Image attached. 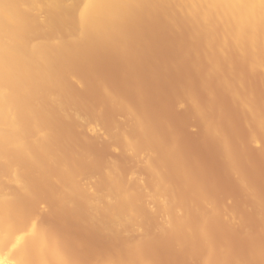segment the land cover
I'll return each instance as SVG.
<instances>
[{
  "label": "rangeland",
  "instance_id": "rangeland-1",
  "mask_svg": "<svg viewBox=\"0 0 264 264\" xmlns=\"http://www.w3.org/2000/svg\"><path fill=\"white\" fill-rule=\"evenodd\" d=\"M187 14V13H186ZM190 13H188L187 15H189ZM162 20V19H161ZM180 21V20H179ZM54 22L56 23V21L54 20ZM53 22V23H54ZM55 23L53 24V26H54V28H56V30H57V25H55ZM57 24V23H56ZM154 24V23H153ZM153 24H149V25H147L148 26V29H147V26L145 27V30H146V32H147V30H148V34L147 33H144V36H142V39L143 40H145V44L144 43H138L139 41L136 39V36L135 35H133V36H131V37H128V38H125V40L123 39V42L125 43H123V45H124V47H123V51H125L126 52V56H128V57H125V59L123 58L122 59V57H118V58H116V59H111V60H107V54H108V52L106 51V50H103V51H100L98 54H90L89 56H87V58H86V60H85V58H84V60L83 61H85V63L82 61V60H79L80 62V67H79V63H78V65H77V63H75V65H74V67H75V69H74V71H75V73L77 72V70H79L80 72H77L76 74H77V76L79 77V80L81 81V85H82V87L80 86H78L76 83H71V84H69V83H65V81H62L61 83V86H60V88H61V90H59L60 91V93H61V96H63V94H64V96L65 95H69V98L71 97V99L69 100V104H73V105H76V106H79V112L81 113V115H82V118L85 116H87V119H90V121H97V124L99 125V126H97V128H99V131L97 130V129H95V130H97L98 131V133H90L89 131H90V129H86L85 128V126H83V125H78L77 124V121H76V119L74 118V117H72V116H70L69 117V121L68 120H66L65 118H62V117H64V115H62L63 113L61 112V114H60V112L58 111V109L55 111V109L53 108V112L52 111H50L49 110V108H50V106H49V104H45V107H47V109H48V112L50 111V113L51 114H49V116H45L44 118H47V119H50V121L49 120H47V119H44L43 117L41 118H38L39 116H44L45 114H44V112H45V110L44 109H46V108H42V112H38V110H37V113L39 114V116H37L36 118H38V120L39 119H41V122L44 124V127H50V129H49V127L47 128V130L49 131L48 132V136H49V133H52V132H57V133H55V134H50V137H48L47 139L48 140H46V145H45V147H46V149H45V151L47 150V152H49V159L48 158H44V159H42L41 158V161H37L36 162V164L34 163L33 164V161H32V164L31 165H33V166H28V165H30L29 163V161H26L25 162V160H22V158L20 157V155L19 154H16V153H13L14 151L13 150H11V151H9V150H7V153H9L10 155H14V157L15 156H17V155H19L17 158H15L16 160H14V157H13V162H15V163H20L19 164V166H18V164H17V166L18 167H20V168H22V171H24V172H22L23 174L21 175V177L23 178V180L25 181L26 180V186H28L29 184L33 187V188H35L33 191H32V188L29 186L28 187V189L30 190V193L29 192H27V190L25 191V189H27V187L22 191V192H25V194H22L21 193V195L23 196V197H21L20 196V193H19V191H16L15 189H12V192L13 191H16L18 194H19V197H20V199H23L24 197H26V195L28 196V197H26V198H24L23 200H21V201H18V202H20L19 203V205H18V207H19V209H20V211L19 212H24V210L26 211L25 212V214H23L22 212L20 213V217L22 218H24V219H26V217H27V215L26 214H28L29 213V210H31V212H32V215H31V213H29L31 216H33V215H35V217L38 215V216H40L41 215V217H36V221H37V223H38V221L39 220H42L43 219V222L42 221H39V223H43L45 226H43V224H39V225H41L42 227H40V228H43V229H47L48 227H49V230L51 229V230H53V231H44L46 234L48 233V234H52V236L54 235L56 238L54 239V236H53V239H54V241L56 242L57 241V239H58V241H57V247L59 248V250L60 251H62L61 253H64V256L65 257H67V259L69 260V264H72L73 262L72 261H70V260H72V259H74V257H75V263L76 264H85V262L87 263V264H92V262H93V264H96V262H99V260H100V262H99V264H106V263H108V264H110V259L109 258H111L113 261L111 262V264H124V262H126L127 261V263H125V264H133V261H134V264H137V263H139V264H141L142 263V259H144V258H147V259H144V261H146L145 263H148V264H150V262L152 261V263L151 264H203L202 262H204L202 259H205L206 257H210V259H211V256L212 257H215L214 258V260L212 259V261H209L210 259L209 258H207L206 260H205V262L204 263H206L207 261L208 262H210V264H211V262H214V263H212V264H215L216 263V261L219 263V264H225L224 262H226L227 264H239V262H240V264H264V221H263V211H264V205H263V203H262V199H263V201H264V132H262V131H260V133H259V130L257 129L258 127H256V126H259V124H256V123H261L262 122V120H263V122L262 123H264V52L263 53H260V52H257V55L259 56H255L256 55V52H253L252 50H249L250 52H252L253 54H251L249 51H246L247 52V54L245 53V52H242L244 55H245V60H241V59H238L237 58V56L234 54V53H231L230 51H229V60H227L228 59V57L226 58V57H222V56H218L217 58H216V62H214L213 64H214V66H213V69H211L210 67V65L208 64H206V67H204L203 65H205L204 63H203V58L204 57H200V56H202V55H200V54H202V50L200 49V47H195L194 49H193V51L192 50H188L187 52L186 51H184V49L183 48H181L179 45H181L183 42H185V40L187 39L186 37H189V36H187V34H186V32L182 29V28H184L185 26H184V22H182L181 21V25H180V30H178V31H176V32H174L173 34H167L166 32H165V30H164V25L163 26H161V27H159V29L157 28V29H155L156 27H154V25ZM62 25V24H61ZM58 26H59V23H58ZM150 27V28H149ZM151 27H153V28H151ZM60 29V28H59ZM59 29L57 30V33H59V35L58 36H60V34H61V36L60 37H64L65 36V34H63V32H61V31H59ZM152 29L154 30H157L156 32H155V30L153 31L154 32V34H155V36L157 37H155V36H151L152 35ZM162 31H161V30ZM182 29V30H181ZM62 30V29H61ZM159 31V32H158ZM152 32V33H151ZM160 34H158V33ZM182 32V33H181ZM65 33V32H64ZM151 33V34H150ZM147 34V35H146ZM150 34V35H149ZM157 34V35H156ZM178 34V35H177ZM185 34V35H184ZM182 35V36H181ZM160 36H161V38H160ZM167 36V37H166ZM181 36V37H180ZM45 38L46 37V34L43 36V35H41V37H39V38ZM47 37H48V35H47ZM149 37L151 38V39H149ZM183 37V38H182ZM65 38V37H64ZM63 38V42L65 43V39ZM154 38V39H153ZM49 39V38H48ZM182 39H183V41H182ZM50 40V39H49ZM132 40H133V42H132ZM137 41V42H135V41ZM152 40V41H151ZM67 41V40H66ZM149 41H150V43H149ZM180 41H182V42H180ZM134 42L136 43V44H134ZM179 42V43H178ZM66 43H69V42H66ZM66 43H65V45L64 44H62L61 46H65V48L64 47H61V49H66ZM137 43H138V45H139V47H138V45H137ZM149 43V44H148ZM152 43H155V44H152ZM157 43V44H156ZM78 44H80V46L78 45ZM77 45L79 46V48L81 47V42L80 43H78ZM132 44H133V46H132ZM142 44V45H141ZM152 44V45H151ZM76 44H70V46H72V47H69V45H68V47L70 48V49H67V51H70L71 49L73 50V47H75V48H77L78 49V46H77ZM136 46H137V48L139 49H135L136 48ZM141 46V47H140ZM146 46V47H145ZM150 47V49H149V47ZM143 47V48H142ZM104 48V47H103ZM181 48V49H180ZM57 50V51H55L53 48L51 49V51L49 52V56L51 55V53L53 54L54 53V51L56 52V53H54V55H51L52 57H48V59L49 60H51L52 62H53V60L55 61L54 62V64H55V67H54V64H52V63H50L51 61H49L48 60V62H49V64L51 65V66H49V67H51V76L52 77H55L54 75L56 74V76L57 77H55L54 78V80L55 79H57L58 81H59V78L61 79V77H63L64 78V76L65 75H63V73H61L63 70V68H65V65H63V63H60L59 65L60 66H58V64L56 65V63L57 62H61L62 61V58H63V56L65 57V54L64 53H66V51L64 50V53H61V52H63V50ZM105 49V48H104ZM127 49V50H126ZM152 49V50H151ZM174 49H175V51H174ZM180 51H179V50ZM198 50V52H197V50ZM129 50V51H128ZM141 50V51H140ZM147 50V51H146ZM59 51V52H58ZM73 51H77L76 49L75 50H73ZM73 51H71L70 52V54L73 52ZM170 51V52H169ZM173 51V52H172ZM192 51V52H191ZM196 51V52H195ZM59 53V55H58V53ZM103 52V53H102ZM148 52V53H147ZM150 52V53H149ZM154 52V53H153ZM128 53V54H127ZM138 53V54H137ZM255 53V54H254ZM61 54H63V56L61 55ZM73 54H74V52H73ZM73 54H71V56L73 55ZM135 54H136V56H135ZM156 54V55H155ZM158 54V55H157ZM194 54H195V56H194ZM261 54V55H260ZM56 55V56H55ZM96 55V56H95ZM98 55V56H97ZM101 55V56H100ZM149 55V56H148ZM165 55V56H164ZM172 55H173V57H172ZM204 55V54H203ZM55 56V57H54ZM58 56H60V58L58 57ZM94 56V57H93ZM160 56V57H159ZM182 56H184V57H182ZM253 56L255 57V60L257 61V59H259V61L257 62V63H255V61H254V58H253ZM260 56H262V57H260ZM57 57V58H56ZM134 57V58H133ZM140 57V58H139ZM193 57V58H192ZM231 57H232V62L233 63H230L231 61ZM234 57V58H233ZM256 57H258L257 59H256ZM55 58V59H54ZM89 58H91V59H89ZM101 58V59H100ZM103 58V59H102ZM157 58V60H155ZM163 58V59H162ZM186 58V59H185ZM262 58V59H261ZM137 59H138V61H137ZM141 59V60H140ZM145 61H144V60ZM183 59V60H182ZM184 59H185V61H184ZM192 59V60H191ZM196 59V60H195ZM198 59V60H197ZM199 59H201V61L199 60ZM221 59H222V61H221ZM233 59H234V61H233ZM58 60V61H57ZM88 60H89V62H88ZM91 60V61H90ZM129 60V61H128ZM136 62H135V61ZM195 60V61H194ZM95 61V62H94ZM98 61H99V63H98ZM103 61V62H102ZM113 61V62H112ZM162 61H164L163 63H162ZM217 61H220V63L219 62H217ZM238 61V63H236ZM263 61V62H262ZM86 62L88 63V64H86ZM146 62V63H145ZM204 62H206L205 61V59H204ZM225 62V64H221V63H224ZM228 62H229V64H228ZM234 62H235V64H234ZM262 62V63H261ZM114 63V64H113ZM120 63V64H119ZM195 63V64H194ZM200 63V64H199ZM240 63V64H239ZM89 64H91V66L89 65ZM165 64H167V65H165ZM169 64V65H168ZM203 64V65H202ZM218 64H221V65H223V66H221V65H218ZM226 64H227V66H226ZM256 64H258L259 66H257ZM63 65V66H62ZM84 65V66H83ZM88 65V66H87ZM135 65V66H134ZM142 65V66H141ZM149 65V66H148ZM177 65V66H176ZM180 65H181V68H180ZM191 65H192V67H191ZM198 65V66H197ZM218 65V66H217ZM224 65L226 66V70L224 71V69H225V67H224ZM97 66H101V68H99V67H97ZM103 66V67H102ZM126 66V67H125ZM130 67V72H128L127 74H125V71H126V68L127 67ZM166 66V67H165ZM177 68H176V67ZM186 66V67H185ZM200 66V67H199ZM236 66V67H235ZM57 67H59V68H57ZM87 67H88V69H87ZM132 67V68H131ZM139 67H142V68H139ZM156 67V68H155ZM169 67H171V69L169 68ZM199 68V69H197V68ZM215 67H216V69H215ZM221 67V68H220ZM222 67H223V69H222ZM233 67H234V69H233ZM52 68H53V70L55 71V73L54 72H52ZM56 68V69H55ZM60 68H61V70H60ZM93 68V69H92ZM97 68V69H96ZM203 68H204V70H203ZM206 68V69H205ZM57 69H59V71H61V72H56V70ZM66 69V68H65ZM64 69V71L66 72V70ZM91 69V70H90ZM110 69V70H109ZM162 69V70H161ZM189 69V70H188ZM194 69V70H193ZM86 70V71H85ZM88 70V71H87ZM92 70H94V72L92 71ZM165 70V71H164ZM178 70H180V71H178ZM192 70H193V72H192ZM202 72H201V71ZM219 70V72H217ZM234 70V71H233ZM255 70V71H254ZM58 71V70H57ZM97 71V72H96ZM210 71V72H209ZM155 72V73H154ZM173 72H175L176 73V75H175V73H173ZM181 73V75H180V73ZM188 72V73H187ZM203 72H205V73H203ZM225 72H228L227 73V75L225 76ZM78 73H79V75H78ZM87 73V74H86ZM124 73V74H123ZM132 73V74H131ZM158 73V74H157ZM179 73V74H178ZM190 73H191V75H190ZM201 73V74H200ZM214 73V74H213ZM225 73V74H224ZM122 74V75H121ZM152 74V75H151ZM217 74V75H216ZM220 74H221V76H220ZM63 75V76H62ZM81 75V76H80ZM158 75V76H157ZM189 75V76H188ZM202 75V76H201ZM204 75V76H203ZM219 75V76H218ZM95 76V77H94ZM123 76V77H122ZM182 76V77H181ZM228 76V77H227ZM115 77V78H114ZM170 77V78H169ZM189 77H191L190 79H191V81L189 80ZM207 77H208V79H207ZM229 77L231 78H233V77H235V79H239V80H241V78H242V80L244 81V83H245V86L242 84V85H240L241 87H239V86H237V87H232L231 85H228V84H223V83H221L220 81H231V79H229ZM165 78V79H164ZM178 78V79H177ZM182 78V79H181ZM101 79V80H100ZM121 79V80H120ZM175 79V80H174ZM199 79V80H198ZM211 79L213 80V81H211ZM215 79V80H214ZM218 79V80H217ZM179 80V81H178ZM206 80H208V81H206ZM56 81V80H55ZM91 81V82H90ZM135 81V82H134ZM164 81H165V83H164ZM171 81V82H170ZM177 81V82H176ZM204 81V82H203ZM37 82L38 81H36V83L35 82H33L31 85H28L29 86V91L27 90V93L29 92V96L32 98V96H34V94L32 95V92L33 93H35L36 95V97H38L37 95L40 93V94H42L43 92H44V90L46 89V88H44V87H46V85L43 87V89L41 90V89H37L36 87H35V85H37ZM96 82H98V83H96ZM104 82V83H103ZM181 82V83H180ZM206 82V83H205ZM209 82V83H208ZM210 82H212V83H210ZM101 83H103L104 85H105V87H108L107 88V90L108 91H110V93L111 94H114L115 96H119V97H121L124 101H125V103L127 104V105H129V106H131V108L132 109H134L135 111H137L138 113H139V116H138V118H139V121H141L142 122V125H141V128L140 127H138V126H136L133 122H132V120L127 116V114H126V112L124 111V110H120V109H118V108H116V107H113V106H110L108 103H107V101H106V99L104 98V96L102 95V93H101V89H99L98 88V84H101ZM139 83V84H138ZM178 83V84H177ZM186 83V84H185ZM209 85H208V84ZM215 83V84H214ZM29 84V83H28ZM35 84V85H34ZM190 84V85H189ZM210 84H211V86H210ZM212 84H214V85H212ZM163 85V86H162ZM183 85V86H182ZM35 87V89L32 91V89ZM38 86H39V82H38ZM48 86V85H47ZM66 86V89L64 88ZM175 86V87H174ZM188 86V87H187ZM214 86V87H213ZM243 86V87H242ZM62 87H63V89H62ZM69 87V88H68ZM111 87V88H110ZM115 87V88H114ZM203 87H205V88H203ZM218 87V88H217ZM230 87V88H229ZM240 88V90H239V88ZM28 88V87H27ZM75 88V89H74ZM113 88V89H112ZM160 88V89H159ZM162 88V89H161ZM175 88V89H174ZM215 88L217 89V90H215ZM232 88V89H231ZM239 90V91H243V92H239V91H237V89ZM241 88H242V90H241ZM36 89H37V91H36ZM48 89H49V91H48ZM54 89H56V88H54ZM72 89V90H71ZM80 89V90H79ZM138 89V90H137ZM152 89V90H151ZM159 89V90H158ZM189 89V91H187ZM202 91H200V90ZM206 89V90H205ZM219 89V90H218ZM235 89H236V91L238 92V94L235 92V93H233L234 91H235ZM26 90H24L25 92L24 93H26ZM50 90L52 91L53 89H51V87L49 88V87H47V90H46V94L49 92V93H52V92H50ZM63 90H65V91H63ZM78 92H77V91ZM136 90V91H135ZM149 90V91H148ZM155 90V91H154ZM195 90V91H194ZM225 90V91H224ZM233 92H232V91ZM245 90V91H244ZM39 91H41V92H39ZM48 91V92H47ZM71 91H73V92H71ZM80 91V92H79ZM82 91V92H81ZM112 91V92H111ZM139 91V92H138ZM151 91V92H150ZM168 91V92H167ZM171 91V92H170ZM181 92V94H180V98L178 97V98H176L175 96H174V92ZM218 91V92H217ZM38 92V93H37ZM53 92H56V90H54ZM68 92H69V94H68ZM91 92V93H90ZM118 94H117V93ZM154 92V93H153ZM190 92V93H189ZM199 92V93H198ZM201 92V93H200ZM213 92H215V93H213ZM224 92V93H223ZM226 92V93H225ZM250 92V93H249ZM23 93V94H24ZM44 93V95L46 96V94ZM71 93V94H70ZM82 93V94H81ZM189 95H188V94ZM233 93V94H232ZM239 93H240V95H242L243 96V99L244 98H246V97H248V99H247V101H246V99L243 101L242 100V97L239 95ZM39 94V98H45L46 99V97H44V95H40ZM85 94V95H84ZM90 94V95H89ZM100 94V95H99ZM154 94V95H153ZM167 94V95H166ZM168 94H170V96H173V97H169V95ZM172 94V95H171ZM190 94H192L193 96H191ZM197 94V95H196ZM208 94V95H207ZM214 94H217V95H214ZM228 94H230V96L228 95ZM237 94V95H236ZM244 94V95H243ZM246 94V95H245ZM27 94L25 95L26 97L28 96ZM47 95H49V94H47ZM75 95V96H74ZM122 95V96H121ZM139 95V96H138ZM141 95V96H140ZM155 95H156V97H155ZM206 95V96H205ZM213 95V96H212ZM226 95V96H225ZM228 95V96H227ZM239 95V96H238ZM248 95H251V97L249 98V96ZM254 97H253V96ZM29 96H28V98H29ZM34 96V97H35ZM42 96V97H41ZM79 96V97H78ZM128 96V97H127ZM138 96V97H137ZM152 96V97H151ZM187 96H189V97H192V98H187ZM245 96V97H244ZM74 97V98H73ZM75 97H77L76 98V100H75ZM164 97V98H163ZM184 97V98H183ZM193 97H194V101H195V99H198V101L196 100L195 102L192 100L193 99ZM197 97V98H196ZM213 97V98H212ZM215 97L217 98V100L215 99ZM256 97V98H255ZM30 98V99H31ZM89 98V99H88ZM92 98V99H91ZM129 98V99H128ZM132 98V99H131ZM167 98H169V99H171L170 101H169V99H168V102L169 103H167ZM172 98H173V101H172ZM188 99V100H186V99ZM205 98V99H204ZM207 98V99H206ZM228 98V99H227ZM230 98H232L233 100H231ZM241 98V99H240ZM252 98H253V100H252ZM24 99L26 100V98L24 97ZM24 99H23V101H24ZM75 101H74V100ZM83 99H84V101H83ZM178 99V100H177ZM183 99V100H182ZM212 99V100H211ZM250 99V100H249ZM254 99H256V100H254ZM49 99H47V101H48ZM68 100V99H67ZM66 100V101H67ZM71 100H73L74 102H76V103H73ZM80 100L82 101V102H80ZM91 100V101H90ZM163 100H164V103H163ZM216 100V101H215ZM250 102H249V101ZM252 100V101H251ZM78 101V102H77ZM94 101V102H93ZM100 101V102H99ZM151 102V105H150V102ZM153 101V102H152ZM174 103L173 105H174V107H172L171 105H172V102ZM182 101V102H181ZM187 101V102H186ZM191 101V102H190ZM199 101H200V103H199ZM204 101V102H203ZM235 101V102H234ZM25 102V101H24ZM27 102H28V99H27ZM26 102V103H27ZM84 102V105H82V103ZM148 102V103H147ZM171 102V103H170ZM179 102H180V105H179ZM195 103V105L194 106H196V107H194L193 106V104L192 103ZM208 102L210 103V105L208 104ZM219 102V103H218ZM240 102V103H239ZM255 102V103H254ZM26 103H24L25 104V106H26V108L25 109H28L27 107L29 106L30 107V105H28V104H26ZM68 103H66L67 105H68ZM87 103V104H86ZM97 103V104H96ZM132 103V104H131ZM155 103H156V105H155ZM157 103H159L158 104V111H157ZM167 103V104H166ZM204 103V104H203ZM215 103H217V104H215ZM240 105H238V104ZM250 103H251V105H250ZM79 104V105H78ZM96 104V105H95ZM169 104H171L170 106H169ZM178 104V105H177ZM189 104H190V106H189ZM201 104H203L202 106H201ZM206 104V105H205ZM213 104V105H212ZM216 106H218V110L219 111H224V113L226 112V116H222V114H224L222 111L221 112H219V111H216V112H218V113H216L215 112V105ZM219 104V105H218ZM220 104H221V106H220ZM252 104L253 105H255V106H253V107H251L252 106ZM258 104V105H257ZM40 106H38L39 107V109H40V107H41V103L39 104ZM42 105H44V104H42ZM163 105V106H162ZM168 105V106H167ZM183 105H186V106H189V108L188 107H186V106H183ZM244 105V106H243ZM249 105H250V107H249ZM85 106V107H84ZM87 106V107H86ZM90 106V107H89ZM96 106V107H95ZM153 106H155V108L153 107ZM162 107L161 108V111H160V108L159 107ZM164 106H166V107H164ZM178 106H180L181 107V109H180V112H179V110H178ZM197 106L199 107L198 109H197ZM208 106H210V107H208ZM221 108H220V107ZM239 106V108H237ZM243 107V109H242V107ZM44 107V106H43ZM138 107V108H137ZM141 107V108H140ZM178 107V108H177ZM190 107H191V109H190ZM204 108V110H206L207 112H205L204 111V113H203V111L202 110H200V109H203ZM206 107H208V108H210V110L211 111H209V109L208 108H206ZM247 107H249V108H247ZM255 107H256V109H255ZM34 108V107H33ZM97 108H98V110H100V113H99V111L97 110ZM136 108V109H135ZM150 108V109H149ZM152 108V109H151ZM168 108H171V110L170 109H168V111H167V109ZM214 110H212V109ZM241 108V109H240ZM253 108V109H252ZM261 108V109H260ZM35 109H37V108H35ZM34 109V110H35ZM83 111H82V110ZM141 111H140V110ZM144 111H143V110ZM174 109V110H173ZM188 109V110H187ZM193 109H195V111L193 110ZM197 109V110H196ZM225 109V110H224ZM227 109V110H226ZM239 109V110H238ZM244 109H245V111H244ZM256 110V111H252V110ZM93 111V112H91V111ZM119 110V111H118ZM150 110V111H149ZM170 110V111H169ZM200 110V111H199ZM217 110V109H216ZM250 110V111H249ZM36 111V110H35ZM150 113H149V112ZM151 111H154V112H151ZM198 111V112H197ZM202 111V114H205V118H206V121H205V123L206 122H209V124L211 123V121H212V125L213 124H215V127H214V125L213 126H207V125H209L208 123H207V125L206 124H204L203 125V121H204V115H200L199 113ZM248 111V112H247ZM25 112H27V111H25ZM24 112V114H23V116H24V118L22 117V122L24 123L25 122V120H28L29 119V117H27L26 118V116H28V115H25V114H27V113H25ZM48 112H46V113H48ZM59 114H58V113ZM145 112V113H144ZM158 112V113H157ZM164 112V114H162ZM165 112H166V114H165ZM188 112V113H187ZM195 112V113H194ZM208 112H210V113H208ZM229 112V113H228ZM231 112V113H230ZM259 113V114H261V118H259L257 121H255L254 123L252 122V121H254V117H252L251 115L253 114V113ZM40 113H42V114H40ZM52 113L53 114H55V113H57V114H55V115H53L54 117L51 119V115H52ZM97 113V114H96ZM109 113V114H108ZM152 113V114H151ZM157 113V114H156ZM159 113H161V114H159ZM207 113H208V115H210L209 117H211V121H208L209 119L207 118L208 117V115H207ZM212 113H214V114H212ZM247 113H248V116H247ZM250 113V114H249ZM44 114V115H43ZM99 114V115H98ZM106 114V115H105ZM114 114V115H113ZM188 114H190V115H188ZM198 114H199V116H198ZM241 114V115H240ZM48 115V114H47ZM57 115H59V116H57ZM80 115V116H81ZM97 115V116H96ZM101 115V116H100ZM117 115L120 117H117ZM154 115V116H153ZM216 115H219V116H216ZM245 115V116H244ZM107 116H109V117H107ZM114 116V117H113ZM144 116V117H143ZM165 116V117H164ZM166 116H168L167 118H166ZM181 116V117H180ZM195 116V117H194ZM198 116V118H196ZM200 116L202 117V118H200ZM214 116H216L218 119H216ZM221 116V117H220ZM50 117V118H49ZM117 117V118H116ZM121 117H123V118H121ZM142 117V118H141ZM161 117H162V119H161ZM182 117H184V118H182ZM214 117V118H213ZM55 118H59L58 120L56 119L55 120ZM71 118V119H70ZM119 118V119H118ZM182 118V119H181ZM190 118H192V119H190ZM204 118V119H203ZM251 118H253V119H251ZM44 119V120H43ZM54 119V122L53 121H51V120H53ZM61 119V120H60ZM63 119V120H62ZM68 119V118H67ZM73 119V120H72ZM75 119V120H74ZM107 119V120H106ZM114 120V123H113V120ZM122 119L123 120H125V121H122ZM159 119V120H158ZM203 119V120H202ZM208 119V120H207ZM215 119V120H214ZM44 122H43V121ZM60 120V122H61V125H60V122L58 123V121ZM65 120V121H64ZM104 122H103V121ZM120 120V121H119ZM129 120V121H128ZM145 120V121H144ZM245 120V121H244ZM248 120H249V122H248ZM252 120V121H251ZM256 120V119H255ZM45 121H47V125H48V121H49V123L50 124H55V125H53L52 127H54L55 129L58 127L59 129H57V130H55V129H53V131L51 130L52 128H51V126H50V124L47 126V125H45ZM57 121V122H56ZM63 121V122H62ZM75 121V122H74ZM95 121L93 122V123H95ZM183 121V122H182ZM214 121V122H213ZM261 121V122H260ZM30 122H32L33 123V121L31 120L30 121V119L27 121V122H25V127H27L28 125H31V123ZM35 122H36V125H39V126H41V124H39V122H40V120H39V122L38 121H36L35 120ZM38 122V123H37ZM71 123L70 125H66V123ZM112 122V123H111ZM123 122V123H122ZM125 122V123H124ZM129 122V125L127 124V123ZM166 122V123H165ZM200 122H202L201 124H200ZM224 122V123H223ZM58 123V124H57ZM63 123V124H62ZM68 123V124H69ZM104 124V125H101V124ZM106 123H109V125L108 124H106ZM122 123V124H121ZM168 123V124H167ZM199 123V124H198ZM226 123V124H225ZM253 123V124H252ZM261 123V125H260V127H259V129L261 130V128L263 129V125L264 124H262ZM26 124H28L27 126H26ZM75 124V125H74ZM77 124V125H76ZM118 124V125H117ZM126 126V127H128V128H130L129 129V131H127L128 129L126 128V127H124V125ZM174 124V125H173ZM176 124V125H175ZM210 124V125H211ZM217 124V125H216ZM252 124V125H251ZM57 125H59V126H57ZM63 125H66V126H64L63 127ZM114 125V126H113ZM202 125V126H201ZM206 125V126H205ZM248 125H251L250 127H252V128H250V127H248ZM253 125H256V126H253ZM57 126V127H56ZM72 126V127H71ZM79 126V127H78ZM95 126V125H94ZM101 126L103 127H105L106 129H107V127L109 126V128H108V130H106L105 128H103V130L101 129V131H100V128H101ZM118 126H120L119 128H118ZM123 126V127H122ZM203 126H205L204 128H203ZM60 127H62V128H60ZM67 127V128H66ZM69 127V128H68ZM75 127V128H74ZM79 129L80 127V131L77 129V128ZM113 128V130L111 129V128ZM115 127H117V128H115ZM149 127H151V128H149ZM200 127H202L201 129H200ZM255 127H256V129H255ZM63 128H65V129H63ZM82 128H84V130L82 129ZM94 128H96V127H94ZM123 128V130H125V129H127V130H125V131H127V132H125L126 134V136L124 135V137H123V135L122 136H120L119 137V135H121V133H124V131L122 130V132H121V129ZM125 128V129H124ZM198 128V129H197ZM207 128H209L208 130L209 131H212V132H208V130H207ZM212 128H213V130H212ZM251 129V131H250V129ZM76 129V130H75ZM86 129V130H85ZM115 129H117V130H115ZM155 129V130H154ZM204 129H206V130H204ZM215 129H217V130H220V131H217V130H215ZM248 129H249V131H248ZM253 129V130H252ZM255 129V130H254ZM52 132H51V131ZM78 130V131H77ZM87 130H89V131H87ZM105 130L107 131V134L106 133H102L103 135H105L104 137H106V136H109V137H106V138H104L103 137V135H101V133L100 132H105ZM112 130V131H111ZM154 130V131H153ZM204 132H203V131ZM32 131H34V130H32ZM65 131V132H64ZM83 131V132H82ZM85 131V132H84ZM96 131V132H97ZM110 131V132H109ZM113 131H116V133H113ZM205 131H207L208 133H206ZM226 131V132H225ZM253 131V133H251ZM255 131V132H254ZM258 131V132H257ZM26 132H29V130L28 129H26ZM30 132H31V130H30ZM60 132L62 133V137L64 138V140L62 139V137H61V135H60ZM73 132V133H72ZM80 132H82V133H80ZM132 132V134H130ZM213 132H215V133H213ZM216 132H217V134H216ZM221 132V133H220ZM229 132V134L227 135V133ZM248 132H249V134L251 135L250 137H249V134H248ZM257 132V133H256ZM32 133H34V132H32ZM71 133H72V135H71ZM84 133V134H83ZM110 133V135H108ZM145 133V134H144ZM152 133V134H151ZM196 133V134H195ZM213 133V134H212ZM220 133V135H221V139L219 138L220 137V135L219 136H217L218 134ZM259 133V136L257 135ZM65 134H69L68 136H66ZM92 134V135H91ZM99 135V137L101 138V139H99L98 138V135ZM113 134V136H111ZM116 136H115V135ZM134 134V135H133ZM159 134V135H158ZM223 134H224V136L226 135V137L229 139V141H228V139H226L225 137H223ZM254 134V135H253ZM255 134H256V136H255ZM52 135V136H51ZM59 135V136H58ZM89 135V136H88ZM91 135V136H90ZM95 135V136H94ZM161 135V136H160ZM174 135V136H173ZM214 135V136H213ZM248 135V136H247ZM57 136H58V138H57ZM103 138H102V137ZM127 136L129 137L128 139L129 140H131V142L133 141V143H135L134 144V146L132 147V149L131 148H127V146H126V142H125V139H127ZM132 138H131V137ZM147 137V139H146V137ZM152 136V137H151ZM177 136V137H176ZM55 137V138H54ZM68 137H69V139H68ZM91 137V138H90ZM93 137V138H92ZM95 137V138H94ZM112 137H115V138H112ZM124 139H123V138ZM157 137H158V139H157ZM169 137V138H168ZM259 137V138H258ZM49 138H50V141H49ZM52 138H54V141L52 140ZM73 138V139H72ZM108 138V139H107ZM109 138H111L110 140H109ZM141 138V139H140ZM161 138V139H160ZM217 138V139H216ZM222 138H223V141H225V139L227 140V141H225V144H224V142L222 141L221 142V140H222ZM225 138V139H224ZM252 138V139H251ZM254 138V139H253ZM255 138H258V142H256L255 141ZM71 139V140H70ZM105 139V140H104ZM115 139V140H114ZM151 139V140H150ZM174 139V140H173ZM239 139V140H238ZM114 140V141H113ZM117 140V141H116ZM124 140V141H123ZM135 140H136V142H135ZM142 140V141H141ZM148 140V141H147ZM214 140V141H213ZM220 140V141H219ZM253 140V141H252ZM58 141V142H57ZM64 141V142H63ZM70 143H69V142ZM78 141V142H77ZM108 143H107V142ZM120 141V142H119ZM122 141V142H121ZM139 141V142H138ZM219 141V142H218ZM241 141V142H240ZM255 141V142H254ZM53 142H55V143H53ZM62 142V144H60ZM77 142V143H76ZM110 142H112V144L110 143ZM123 142H125V143H123ZM142 142V143H141ZM167 142V143H166ZM175 142V143H174ZM53 143V144H52ZM57 143V144H56ZM59 143V144H58ZM65 143H68V144H65ZM120 145H118V144ZM123 143V144H122ZM174 143V144H173ZM223 145H222V144ZM242 143V144H241ZM74 144H75V146H74ZM149 144V145H148ZM171 144H173V145H171ZM179 144V145H178ZM227 144V145H226ZM228 144H231L230 145V148H226V147H229L228 146ZM53 145V146H52ZM60 145V146H59ZM64 145V146H63ZM73 145V146H72ZM111 145L113 146L112 148H111ZM123 145H125L124 147V149H123ZM226 145V147H224L223 148V146H225ZM240 145H241V147H240ZM30 146V145H29ZM31 146L33 147V144H31ZM57 146H59V147H57ZM66 146V147H65ZM85 146V147H84ZM115 146H117L116 147V149H115ZM118 146L121 148H118ZM164 146V147H163ZM178 146V148H176ZM216 146V147H215ZM234 146H237V147H234ZM55 147V148H54ZM69 147V148H68ZM79 147H80V149H79ZM155 147V148H154ZM163 147V148H162ZM175 147V148H174ZM218 147H220L219 149H218ZM233 147L235 148V149H233ZM239 147V148H238ZM263 148V150H262V148ZM72 148H74V150L71 149ZM166 148V149H165ZM169 148V149H168ZM172 148V149H171ZM217 148V149H216ZM221 148H223V149H221ZM225 148L227 149V150H225ZM238 148V149H237ZM243 148V149H242ZM43 149H44V147H43ZM42 149V150H43ZM60 149H61V151H60ZM64 149V150H63ZM71 151H70V150ZM78 149V150H77ZM82 149V150H81ZM83 149L85 150V151H83ZM89 149V150H88ZM149 149V150H148ZM154 149V150H153ZM158 149H160V150H158ZM237 149V151H236V153H235V150ZM260 149V150H259ZM53 150H55V151H53ZM59 150V151H58ZM70 152H69V151ZM115 150H117V151H115ZM121 150V151H120ZM147 150V151H146ZM163 150V151H162ZM165 150V151H164ZM166 150H167V152H169L170 154H167V152H166ZM229 150V152H227ZM230 150H232L231 152H230ZM240 150H242V155H239V153H241V151ZM244 150V151H243ZM57 151H58V153H57ZM66 151H68V152H66ZM80 151V152H79ZM86 151H88V152H86ZM142 151H145V152H142ZM162 152V154L164 155H162L161 154V152ZM224 151V152H223ZM234 151V152H233ZM239 151V152H238ZM40 153L42 152L41 150L39 151ZM46 152V153H47ZM59 152H60V154H61V156H60V154H59ZM150 152V153H149ZM179 152V153H178ZM245 152V153H244ZM70 153H71V155H75L74 157L73 156H70ZM79 153V154H78ZM140 153H141V156H140ZM160 153V154H159ZM173 153V154H172ZM178 153V154H177ZM238 153V154H237ZM248 153V154H247ZM16 154V155H15ZM57 154H58V156H57ZM89 154V155H88ZM225 154H226V156H225ZM235 154H237V155H239V156H236ZM48 155V154H47ZM78 155V156H77ZM158 155V156H157ZM160 155V156H159ZM182 157H181V156ZM228 155V156H227ZM235 155V156H234ZM60 156V157H59ZM64 156H66V157H68L69 159H70V162H69V160L66 158V157H64ZM89 156V157H88ZM147 156H149V157H147ZM151 156H152V158H151ZM163 156V157H162ZM172 156H174V158L172 157ZM187 156H189V157H187ZM241 156V157H240ZM76 157V158H75ZM83 157H84V159H83ZM135 157V158H134ZM140 157H142V158H140ZM147 157V158H146ZM161 157V159L163 160V162H162V160L161 159H159ZM168 159L169 158V160L171 159V160H173L171 163H170V161L169 160H167L166 158ZM177 157H178V159H177ZM225 157H228L227 159L225 158ZM232 157V158H231ZM61 158H63V159H61ZM73 158V159H72ZM89 158V159H88ZM230 158H231V160H230ZM48 159V160H47ZM76 159H78V160H76ZM89 161H88V160ZM92 159V160H91ZM158 159V160H157ZM166 159V160H165ZM228 159H229V161H231V163L228 161ZM38 160H40V158L38 159ZM53 160V161H52ZM64 160H67V163H66V161H64ZM83 160V161H82ZM95 160V161H94ZM149 160H151V161H149ZM152 160H154V161H152ZM156 160V161H155ZM160 160V161H159ZM180 160H181V162H180ZM239 160V161H238ZM242 160V161H241ZM61 161H63L64 163H66V165H68L69 166V170H71V175L73 174L74 175V173L76 174V175H74V177H75V179L76 180H72V179H74V178H72L71 176V178L69 177V175H66V176H64L63 174V177L65 178V181L63 180L64 178H62V177H59V176H61V174L60 175H57L56 173L58 172L57 170H58V168L60 169V162ZM82 161V162H81ZM85 161V162H84ZM167 161V162H166ZM179 161V162H178ZM191 161V162H190ZM238 161V162H237ZM26 164H25V163ZM41 162V163H40ZM48 162H50V165H48ZM75 162V163H74ZM78 162H79V164H81V165H79L78 166ZM87 162H88V164H87ZM137 162V163H136ZM150 162V163H149ZM164 162H165V164H164ZM176 164H174V163ZM184 162V163H183ZM237 162V163H236ZM245 164H244V163ZM56 164L57 165V169H55L56 168V166L54 167V164ZM179 163H181V165L179 164ZM230 163V164H229ZM240 163H242V164H240ZM38 164H40L39 166L42 168V165H44V168H42V169H40L39 167V170L38 171H40L39 173H41L42 174V177H43V170L45 171V174H44V176H45V178H43V182H44V180L46 179V178H50L49 180L51 181L52 180V178H53V180L55 179V176L57 177H59V178H56L57 180V182L55 181H51L52 182V184L50 185L49 183H51L49 180H45V182L46 183H48V185L44 182H41L40 180V182L41 183H43V184H40V182L38 181V179H42V178H38L37 177V179H36V176L39 174L36 170L38 169L37 168V166H38ZM98 165V167H97V165ZM172 164H174V165H172ZM183 164V165H182ZM1 165V164H0ZM22 167H21V166ZM35 165H37V166H35ZM73 165V166H72ZM77 165V166H76ZM83 165L86 167L85 168V170H84V167H83ZM147 165H149V166H147ZM169 165V166H168ZM29 167V169H28V167ZM59 166V167H58ZM67 166V167H68ZM82 166V167H81ZM89 166V167H88ZM141 166V167H140ZM145 166H147V167H145ZM156 166H159L158 168L156 167ZM176 166V167H175ZM179 166V167H178ZM185 166V167H184ZM230 166V167H229ZM236 166H238V168L236 167ZM241 166V167H240ZM1 167V169H0V172L2 171V169L5 167V165H2V166H0ZM3 167V168H2ZM25 167H26V170H25ZM34 167H36L35 169H34ZM51 167V168H50ZM78 167V168H77ZM115 167V168H114ZM134 167V168H133ZM150 167V168H149ZM171 167V168H170ZM175 167V168H174ZM206 169H205V168ZM231 167L233 168V169H235L237 172H239V168H242L241 170H240V172L239 173H237V174H232V171H231ZM246 167V168H245ZM31 168V169H30ZM46 168V169H45ZM53 168V169H52ZM75 168H77V169H75ZM131 168V169H130ZM162 168V169H161ZM179 168H181V170H179L180 172H178V169ZM189 168V169H188ZM202 168V169H201ZM237 168V169H236ZM34 169V170H33ZM47 169H50V170H47ZM129 169V170H128ZM139 169V170H138ZM4 170V169H3ZM31 172V174H33L34 175V177H32V179H30V177H31V175H30V172ZM56 170V173L54 172V171ZM79 172H78V171ZM82 170H84L83 172H82ZM86 170H88V171H90V172H88V171H86ZM93 170H94V172H93ZM112 170V171H111ZM154 170H155V173H154ZM199 170L201 171L200 173H199ZM244 170V171H243ZM50 171H51V173H50ZM80 171L82 172V173H80ZM119 171V172H118ZM151 171V172H150ZM158 173H157V172ZM172 171H173V173H174V175L173 176H171V174H172ZM190 171V172H189ZM33 172H37V175L35 174V173H33ZM43 172V173H42ZM50 173L49 175H46L47 173ZM128 172V173H127ZM131 172V173H130ZM137 172H139V173H137ZM247 172V173H246ZM85 173H88V176H87V174H85ZM145 173H146V175H145ZM157 173V174H156ZM176 173V174H175ZM180 173V174H179ZM186 173V174H185ZM52 174L54 175V176H52ZM85 174V175H84ZM90 174H92V175H90ZM96 174V175H95ZM128 174H130V175H128ZM141 174H144V175H141ZM158 174H160L159 176H158ZM166 176V179L164 178L165 176ZM177 174H179V175H177ZM241 174H242V176H241ZM246 174V175H245ZM40 175V174H39ZM52 176V178H51V176ZM85 177H84V176ZM123 175H127L126 177L125 176H123ZM134 175V176H133ZM150 175V176H149ZM175 175H177V176H175ZM232 175H233V177H232ZM89 176H91L92 178H89ZM121 176V177H120ZM139 176V177H138ZM140 176H141V178H140ZM154 176V177H153ZM161 176V177H160ZM187 176V177H186ZM189 176V177H188ZM231 176V177H230ZM26 177V178H25ZM28 177V178H27ZM67 177H68V179H67ZM76 177H78V178H76ZM85 178V180H84V178ZM88 177V178H87ZM96 177V178H95ZM112 177V178H111ZM160 177V178H159ZM172 179H171V178ZM241 177H243V179L241 178ZM33 178L37 181H35L36 182V184L34 183V180H33ZM83 178V179H82ZM111 178V179H110ZM149 178V179H148ZM161 178H162V180H161ZM167 178H168V181H167ZM101 179V180H100ZM105 179H106V182H105ZM113 179V180H112ZM147 181H146V180ZM155 179V180H154ZM166 181H165V180ZM239 179H241V181H242V183H246V185L248 184L249 185V189L250 190H252L251 192L253 193L256 189H257V191H255L253 194L255 195V198L253 199L249 194H248V192H247V190H243V188L241 189V186H240V184H241V182L239 181ZM71 180V181H70ZM83 180H84V182H88L89 184L87 185L86 183L84 184V182H83ZM88 180V181H87ZM94 180V181H93ZM188 180H190V181H188ZM238 180V181H237ZM59 181H60V183H59ZM81 181V182H80ZM123 181V182H122ZM140 181H142L143 182V185L141 184L142 182H140ZM175 181V182H174ZM179 181V182H178ZM187 181V182H186ZM194 181V182H193ZM246 181V182H245ZM248 181H250V184H249V182ZM31 182V183H30ZM101 182V183H100ZM167 182H168V184H167ZM239 182V183H238ZM27 183H29V184H27ZM57 183V184H56ZM73 184V187H74V185L76 184H78V183H81V185L83 186V184H84V188H87L88 186V188L87 189H93V190H95L97 193H99V195H97V198L100 196V197H103L104 196V198L106 197V193L108 194V195H110L109 196V198L111 197V199H109L108 197V200L110 201V202H112L113 203V201L114 202H116V206L117 205H120L121 204V206H123V207H121V209H123L124 210V207L126 206V205H132V206H130V208H128V206H126V208H125V210L126 211H128L129 209L131 210V212H133V211H135L136 210V208H137V210L135 211V212H137V213H139V216H138V214L137 215H135V212H133V213H131V212H129V215H128V212H127V214L125 215L126 217H128V216H130V214H132L131 215V217H130V219H126V217H124V215H123V213L125 214L126 213V211L124 210L123 211V213H121L123 216H120V218H118V219H120V220H118V221H116V220H113L112 218H111V220H110V216L107 214V215H104V213H107V212H102V211H104L105 209L104 208H102L103 206H101V204L103 203L102 201H104V203L106 202V201H108L106 198V200H104V198H98L99 199V201H101V204H100V202L98 203V199L97 198H93L92 200H93V202L96 200V203L94 204L93 202H92V200L90 199V200H87V202H85V201H83V200H85V196L83 195V194H80L81 192H78L77 190L75 191V192H77L76 193V195H78V198L79 199H81V201H83V202H81L80 200H77L78 198L77 197H73V191L74 190H72V193L71 192H69L70 191V189L68 188V186L70 185V187H72L71 185ZM94 183H95V186H94ZM106 183V184H105ZM113 183V184H112ZM161 183V184H160ZM165 183V184H164ZM193 184V185H191L192 187L194 186V189L191 187L190 188V184ZM253 183V185H251ZM34 184V185H33ZM38 184V185H37ZM40 184V185H39ZM54 184V185H53ZM60 184H61V186H62V189L61 190H59V192H57V190L59 189V188H57V189H55L57 186H60ZM103 184V185H102ZM105 184V185H104ZM46 185L47 186H49V188L51 189L52 188V190H53V188H54V193L56 194L57 193V195L59 196V195H61L59 198H61V197H63V199H61L62 201L65 199V200H68L67 202H65V200H64V202H62L61 201V203L59 202L60 200L58 199V197L57 196H55L54 197V193H53V191H51V193H53V194H50L49 192H50V189L48 188V190H47V188H46ZM55 185H57L56 187H54ZM64 185V186H63ZM66 185H68L67 187H66ZM79 185V184H78ZM77 185V187H75L74 189H76V188H78L79 186H81V185H79L78 186ZM91 185H93V186H91ZM109 185H111V186H109ZM140 185V186H139ZM158 185V186H157ZM161 185H162V188H161ZM174 185H176L175 186V188H177V190L174 188ZM247 185V186H248ZM255 185V186H254ZM38 186V187H37ZM40 186V187H39ZM51 186H53V187H51ZM60 186V187H61ZM102 186H104V187H106V188H104V187H102ZM109 188H108V187ZM113 186V187H112ZM154 186V187H153ZM156 186V187H155ZM170 186V187H169ZM178 186V187H177ZM188 186V187H187ZM200 186V187H199ZM251 186H253V187H251ZM72 187V188H73ZM92 187V188H91ZM93 187H95L96 189H94ZM153 187V188H152ZM160 187V188H159ZM166 187H169V188H166ZM180 187V188H179ZM205 187V188H204ZM103 188H104V190H103ZM110 188H124L127 192H128V195H127V197L125 198V199H121L114 191L112 192V193H114V194H112L111 193V189ZM151 188H152V190H151ZM158 188V189H157ZM38 189V190H37ZM103 191H102V190ZM123 189V190H124ZM128 189H129V191H128ZM145 189V190H144ZM147 189V190H146ZM161 189H162V191H161ZM168 189V190H167ZM180 189V190H179ZM190 189H192V190H190ZM201 191H200V190ZM246 189V188H245ZM28 190V191H29ZM45 190H47V191H45ZM63 190H66V191H63ZM106 190V191H105ZM132 190V191H131ZM144 190V191H143ZM148 190H151L152 192H150L149 191V193L148 192H146L145 193V191H148ZM155 190V191H154ZM158 190H159V192H158ZM166 190V191H165ZM176 190V191H175ZM189 190H190V192H189ZM205 190V191H204ZM206 190H207V192H206ZM34 191H35V193H34ZM41 191H43V192H41ZM180 191V192H179ZM243 191V192H242ZM16 192H15V195H17L16 194ZM26 192H27V194H26ZM33 192V194L35 195L33 198H32V196H33V194H31ZM37 192H40V194L39 193H37ZM46 192V195L44 194ZM61 192V193H60ZM102 192V193H101ZM104 192V193H103ZM110 192V193H109ZM137 192V193H136ZM154 192H156V193H154ZM162 192V193H161ZM167 192H168V194H167ZM172 194H171V193ZM194 192H197L196 194L194 193ZM204 192H205V194H206V196L204 195ZM257 192H258V194H257ZM260 192V193H259ZM14 193V192H13ZM43 193V194H42ZM48 193H49V195H48ZM58 193H60V194H58ZM100 193L101 194H103V196H101L100 195ZM135 193V194H134ZM141 194V195H139V194ZM160 193V194H159ZM163 193H165L166 195H167V198H166V196H165V194H163ZM180 193H182V194H180ZM199 193H201L200 195H199ZM210 193V194H209ZM70 194V195H69ZM116 194V195H115ZM130 194H132V195H130ZM149 194V195H148ZM157 194H158V196H157ZM188 196H191V197H188ZM202 194L205 196H203L202 197ZM246 196H245V195ZM260 194V195H259ZM30 195V196H29ZM32 195V196H31ZM42 195H44L43 197L45 198V197H47V199H48V201L49 202H47V199L45 198V199H43V197H42ZM72 195V196H71ZM84 197V199H82L83 197ZM107 195V196H108ZM113 195V196H112ZM134 195H135V197H134ZM139 195V196H138ZM180 195H182V196H180ZM196 195V196H195ZM208 195H210L209 197L210 198H212V200L208 197ZM39 196H41V201L42 202H47V203H42L41 201H39L38 200V198H39ZM51 196V197H50ZM66 196V197H65ZM68 196L70 197V200H72V201H74V200H76V201H74L75 203L77 202V206L78 207H80V204H82L81 206H82V208H84V207H86V208H84V209H82L81 210V208H79L78 210H80V211H83V213L82 212H80V211H77V212H79V213H75V210L74 209H72L70 206L72 205V207L73 208H75V206L74 205H76L74 202H72L71 203V205H70V201H69V198H68ZM114 196H116V197H114ZM151 196V197H150ZM157 196V197H156ZM169 196V197H168ZM174 196V197H173ZM248 196V197H247ZM261 196H263L262 197V199H261ZM30 197V198H29ZM73 197V199H71ZM80 197H82V198H80ZM148 197V198H147ZM153 197H156V198H154V200H157L156 202H159V204L158 203H156L154 200H151V198H153ZM159 197V198H158ZM171 197V198H170ZM182 197V202L181 203H179L180 201H181V198ZM203 199L204 200V202H205V200H207V201H209L210 203H214V205H212V204H209V202H207L206 201V203H208L209 205H212L213 206V209H212V207L211 206H207V205H204V204H206V203H204V204H202L203 203V201L200 199ZM250 197V198H249ZM260 197V198H259ZM129 198H130V200H129ZM132 198V199H131ZM138 198H140L139 199V201H141V202H139V203H137V200H135V199H138ZM150 198V199H149ZM176 198H177V200H178V204L176 203H174V202H176L177 200H176ZM190 198V199H189ZM198 198V199H197ZM215 200H214V199ZM250 199V200H248V199ZM27 199H28V201H27ZM55 199H58L59 201H56ZM95 199V200H94ZM102 199V200H101ZM112 199H114V200H112ZM116 199V200H115ZM119 199H121V201H119ZM129 200V201H131L132 200V202L131 203H133V204H131V203H129L128 201H125V200ZM134 199V200H133ZM142 199V200H141ZM147 199H149V200H147ZM160 199H166L167 200V202L169 203V205L167 204V206L169 207L170 206V208H167V209H169L168 211H167V209L165 210V212L163 211V212H161V210H163V208L162 207H160ZM191 199H193V200H191ZM211 201H210V200ZM247 199V200H246ZM26 200V201H25ZM35 200V201H34ZM39 201V203H38V201ZM43 200H45V201H43ZM51 200H55V202H52ZM124 202H123V201ZM170 200H171V202H170ZM174 200V201H173ZM183 200H184V202L185 203H183ZM188 200H190L191 202H192V204H191V202L190 201H188ZM213 200H214V202H213ZM218 200V201H217ZM259 200V201H258ZM51 201V202H50ZM80 201V202H79ZM92 202V204H94L95 205V207L93 208V210H94V212H95V214L97 213V212H101V214L103 213V215H102V217L100 216V213H99V216L101 217V218H97L98 216V213L96 214V216H95V214L94 213H90V212H93L92 210L91 211H89L90 209H88V205H87V203L88 202ZM109 201H108V203H109ZM149 201H151V202H149ZM154 201V203L152 204V202ZM187 201L190 203V205H189V203L187 204ZM216 201V202H215ZM225 201V202H224ZM228 201H230V202H228ZM261 201V202H260ZM29 202V203H28ZM30 202H31V204H30ZM57 202H58V204H57ZM69 202V203H68ZM79 202V203H78ZM90 202V203H91ZM127 202L129 203V204H127ZM134 202H136L137 203V205H138V207H136L137 205H136V203H134ZM221 202H222V204H221ZM227 202V203H226ZM248 202H250V204L251 205H249V203ZM252 202V203H251ZM255 204H254V203ZM24 203V204H23ZM29 204V206L27 205V204ZM34 203V204H33ZM49 203H51V204H49ZM54 203H55V205H57V206H55L54 205ZM63 203V204H62ZM120 203V204H119ZM170 203H174L173 205L172 204H170ZM220 205H219V204ZM232 203V204H231ZM262 203V204H261ZM22 204V205H21ZM47 204V205H46ZM60 204V205H59ZM67 204H68V206H69V208H70V210L72 211H70L69 209H67L68 208V206H67ZM100 204V205H99ZM140 204V205H139ZM154 204H156V206L158 207L159 206V208H156V206L154 205ZM194 204H196L195 206H194ZM260 206H259V205ZM21 205V206H20ZM37 205V206H36ZM41 205H42V208H41ZM62 205H64L63 207H62ZM103 205V204H102ZM146 205H148V208L147 209H145L147 206ZM155 206V208L156 209H154V207H152V210H151V208H149V206L151 207V206ZM175 205H177V206H175ZM179 205V206H178ZM184 207H183V206ZM188 205L189 206H193L192 208H188V210H187V208H185V207H188ZM205 207V206H207V207H205L206 208V210H204L203 208V206ZM217 206V208L215 209L214 207H216ZM230 206V209L233 211L234 210V214H233V216H234V218L232 217V211L227 207V206ZM43 206H45V207H47V208H43ZM51 206H54L55 208H52ZM59 206V207H58ZM67 206V207H66ZM96 206H98V208L100 207V209H103V210H99ZM140 206H141V208H140ZM162 206V205H161ZM173 207V210H175V208L176 207H178V209L180 208V210H178V215L179 216H173V215H177V208H176V210H175V212H172L173 210H172V207ZM175 206V207H174ZM222 206V207H221ZM225 208H224V207ZM22 207H24V210H23V208ZM29 209H28V208ZM36 207V208H35ZM119 207V206H118ZM218 207H219V209L220 210H222V211H224L223 212V214H225L224 216H223V214H222V216L220 215L221 214V212L222 211H220L219 209H218ZM232 207V208H231ZM258 207V208H257ZM261 207V208H260ZM48 208H49V210H48ZM52 208V209H51ZM58 208V209H57ZM65 208V209H64ZM91 208V207H90ZM91 208V209H92ZM97 208V210L98 211H95V209ZM120 208V207H119ZM209 208V210L211 211V210H215L214 212H210L209 210H207ZM229 209V210H227V209ZM260 208V209H259ZM262 208H263V213L261 212V210H262ZM18 209V210H19ZM27 209V210H26ZM34 209V210H33ZM57 210V212H56V210ZM75 209H77V207L75 208ZM135 209V210H134ZM192 209H196V211H194V210H192ZM202 209V212L200 211ZM218 209V210H217ZM226 209V210H225ZM41 210L43 211V212H41ZM44 210H45V212L46 213H44ZM55 210V211H54ZM58 210H60V211H62L61 213H63V214H60V211H58ZM73 210H74V214H73ZM86 210V211H85ZM88 210V211H87ZM156 210L158 211L159 210V212L157 213L156 212ZM170 210H172V211H170ZM186 210H187V213H185L186 212ZM197 210H199V211H197ZM217 210V211H216ZM259 210H260V212H259ZM68 211V212H67ZM69 211H70V213H69ZM85 211V212H84ZM139 211V212H138ZM155 211V212H154ZM168 213H167V212ZM190 211V212H189ZM205 213H204V212ZM207 211V212H206ZM220 211V212H219ZM226 211H228L229 212V215H230V213H231V215L229 216V215H226ZM28 212V213H27ZM37 212V213H36ZM160 212H161V215H160ZM169 212H171V214H172V216L170 215V213ZM180 212V213H179ZM183 212H184V214H183ZM197 212V213H196ZM209 212V213H208ZM215 212H217V213H215ZM228 212H227V214H228ZM34 213V214H33ZM53 213V214H52ZM67 213H69V214H67ZM81 213L83 214L82 216H81ZM88 213H90L89 215H91V214H94V219H95V217H96V219H97V221L96 220H94L93 219V215L90 217L89 215H88ZM151 213V214H150ZM167 215H166V214ZM174 213V214H173ZM198 213H199V215H198ZM207 213V214H206ZM210 213H212V216H211V218L209 217V219H211V221L209 220L208 222H209V225H206L207 224V219H208V214L209 215H211ZM218 213H220V214H218ZM260 213H262V214H260ZM28 214V215H29ZM49 214V215H48ZM56 214V215H55ZM58 214V215H57ZM65 214V215H64ZM70 214H72L71 216H70ZM75 214H79V215H75ZM85 214V215H84ZM87 214V215H86ZM160 216H159V215ZM183 214V215H182ZM207 216V218H204V217H206L205 215ZM213 214H214V216H213ZM24 215H25V217H24ZM52 215V216H51ZM60 215V216H59ZM63 215V216H62ZM66 215H68V216H66ZM128 215V216H127ZM133 215H135V218H134V216ZM164 215H166V216H168V217H165ZM185 215H186V217L189 219L188 220V223L187 224H185V222L187 221V218L185 217ZM187 215H189V216H187ZM215 215H216V217L218 216H221V218H219V219H221V220H219V219H216V218H214L215 220H213V217H215ZM237 215V216H236ZM30 216V217H31ZM65 216V217H64ZM81 216V217H80ZM106 216H109V219H108V217H106ZM119 216V215H118ZM117 216V217H118ZM136 216H138V217H136ZM169 216H171V217H175V219H174V222L175 223H173V224H171V225H169V227H172V229L171 228H168V230L170 229V231L168 232V233H166L167 231L165 230V229H163L162 227H164L165 225H168L169 224V221L170 222H172L173 221V219L172 220H170V217ZM180 216H181V218H182V216H184L185 217V222H184V220H183V222H182V220H179V219H181L180 218ZM239 216V218H237V219H239V221H238V224L237 225H235L236 224V222H227V221H224V218H227V219H230L231 217L233 218V219H235L236 217H238ZM242 216V217H241ZM43 217V218H42ZM79 217V218H78ZM104 217L105 218H107V221L104 219ZM125 218V220H124V218ZM160 217V218H159ZM162 217V218H161ZM183 217V218H184ZM204 218V219H206V220H200V218ZM29 218V217H28ZM40 218V219H39ZM86 218V220L84 221L83 219H85ZM88 218V219H87ZM90 218L92 219V221L90 220ZM136 220V221H132L131 223H133V224H135V225H133V227H135V226H137V228H134L133 229V227H132V225H130L131 223H130V221L131 220H134V219ZM140 219V221H138V219ZM157 218H159V219H157ZM178 220H177V219ZM182 218V219H183ZM223 218V219H222ZM241 218L242 219H244V220H242V221H240L241 220ZM83 221H82V220ZM99 219H104L101 223H100V220ZM166 219V220H165ZM168 219H169V221H168ZM88 220H90L92 223H93V225L92 224H90L89 222L90 221H88ZM109 220L110 221H112L113 222V224H111L110 222H109ZM121 220H123V221H121ZM127 220H129L128 222H127ZM158 220H164V221H168L167 223L168 224H166V222H163V224H162V222H158ZM178 222H177V221ZM199 220H200V222H199ZM226 220V219H225ZM47 223H46V222ZM56 221V222H55ZM87 221V222H86ZM104 221L105 222H107L106 223V225L108 224L109 226H106V225H104ZM116 221V222H115ZM123 222V223H127V225H125V224H123V223H121V222ZM126 221V222H125ZM189 221H190V223L191 224H193V225H189ZM203 221V222H202ZM205 221H206V223H205ZM85 224H84V223ZM94 222H95V224H94ZM97 222V223H96ZM137 222V223H136ZM140 222V223H139ZM183 223V225L181 224V223ZM201 222L203 223V225H204V227H206L207 228V230L205 229V228H201L200 226H202L203 227V225H201ZM211 222V223H210ZM241 222H243L242 223V225H240V223ZM61 223H62V225H61ZM83 223V224H82ZM110 223V224H109ZM157 223H161V226H160V224H157ZM164 223H165V225H164ZM176 223H180V225L181 226H179L178 224H176ZM197 224V226L198 225H200V226H198V227H196V225L195 224ZM213 223V224H212ZM235 223V224H234ZM54 225V226H56V228L54 227V226H52V225ZM100 224V225H99ZM123 227L124 226V229L123 228H121V226ZM139 226H138V225ZM174 224H176V226L177 227H175V225ZM48 225H50V226H48ZM86 226V227H84V226ZM97 225V226H96ZM103 225V226H102ZM119 225V226H118ZM163 225V226H162ZM189 225V226H188ZM239 225H240V227H239ZM89 226V227H88ZM101 226H102V228H101ZM105 226H106V228H105ZM114 227V229H113V227ZM116 226V227H115ZM128 226V227H127ZM176 228V230H175V228ZM183 226H187V228L186 229H188V227H193L194 228V226H195V228H194V230L197 228H199L198 229V231H200V233L199 232H197V229L195 230V234H194V232L192 233V231H194L193 229L191 230V234H190V229L191 228H189L188 230H189V232L187 233V235H189V236H187L186 234H185V232H187L188 230H186L184 233H183V230H182V228H184L185 229V227H183ZM242 226V227H241ZM104 227V228H103ZM110 227V228H109ZM119 227V228H118ZM125 227H127V228H125ZM138 227L140 228V229H138ZM157 227V228H156ZM168 227V226H167ZM182 227V228H181ZM54 228V229H53ZM59 228V229H58ZM107 228H109L108 230H107ZM112 228V229H111ZM181 228V229H180ZM211 228V229H210ZM222 228V229H221ZM42 229V230H43ZM57 229V230H56ZM117 229H119V230H117ZM123 231H122V230ZM128 229H130V231L128 230ZM137 229L139 230V231H137ZM143 229V230H142ZM167 229V228H166ZM174 229V230H173ZM182 230L181 232H179V230ZM201 229V230H200ZM219 229V230H218ZM56 232H55V231ZM63 230V231H62ZM107 230V231H106ZM171 230H173V232L171 231ZM177 230H178V232H179V234L180 233H182V235L180 234V239L181 240H179V234L178 233H175L177 236H178V239H176L175 241L177 242L178 240H179V242H177V243H175V242H173L174 240V238L172 239L171 238V236L170 235H174V237L176 236L175 234H174V232H177ZM202 230H204L206 233H207V238L206 239H204L205 241L206 240H208L207 242L208 243H210V248H209V245H208V243L207 242H205L204 241V243H203V239H201V236H202V238L204 237V235H206V234H201L202 232L204 233V231H202ZM61 231V232H60ZM125 231V232H124ZM78 234H77V233ZM111 232V233H110ZM171 232H172V234H171ZM56 233V234H55ZM62 233V234H61ZM87 233V234H86ZM119 233V234H118ZM169 233H170V235H169ZM196 233H197V235H198V233L200 234V237H198L197 235H196ZM61 234V235H60ZM194 234V235H193ZM66 235H67V237H66ZM71 235V236H70ZM73 235H74V238H73ZM145 235V236H144ZM173 235H172V237H173ZM58 236V237H57ZM62 236V237H61ZM76 236V237H75ZM177 236L175 237V238H177ZM183 237V238H182ZM208 237H209V239H208ZM62 238H64L63 240H62ZM173 240H171V239ZM60 239V240H59ZM78 239V240H77ZM80 239V240H79ZM168 239V240H167ZM249 239V240H248ZM61 240H62V242H61ZM213 242H212V241ZM60 241V242H59ZM68 241V242H67ZM70 241H71V243H70ZM82 241H83V244H82ZM137 241V242H136ZM246 241V242H245ZM76 242V243H75ZM85 242V243H84ZM136 242V243H135ZM182 242V243H181ZM213 243V246H212V243ZM251 242H253V243H251ZM255 242V243H254ZM59 243H61V244H59ZM65 243V244H64ZM87 243V244H86ZM207 243V244H206ZM62 244H64V245H62ZM66 244H69V245H66ZM194 244V245H193ZM203 244V245H202ZM250 244H253V245H250ZM86 245H88L87 247L84 246ZM134 245H135V247H134ZM207 245V246H206ZM250 245V246H249ZM62 247V248H60V247ZM206 246V247H205ZM263 247V249L261 248V252H260V247ZM64 247H65V249H68V250H65L64 249ZM71 247V248H70ZM116 247V248H115ZM130 247V248H129ZM224 247V248H223ZM254 247L255 248H257V250L256 251H254L253 249H254ZM84 248V249H83ZM88 248V249H87ZM134 248V249H133ZM226 248H227V252L225 251L226 250ZM251 249V251H250V249ZM253 248V249H252ZM79 249V250H78ZM89 250V252L88 251H85V250ZM128 249V250H127ZM131 249V250H130ZM178 249V250H177ZM77 252H76V251ZM84 250V251H83ZM127 250V251H126ZM222 250H224L226 253H225V255L227 254V256H223L224 254H223V252H222ZM229 250L230 251H232V252H229ZM63 251H65V252H67V253H65V252H63ZM75 251V252H74ZM111 251V252H110ZM129 251V252H128ZM151 251V252H150ZM236 251V252H235ZM88 252V253H87ZM132 252H134V253H132ZM137 252V253H136ZM138 252L140 253L141 252V256L138 254ZM222 252V253H221ZM257 252V253H256ZM75 253H77V254H75ZM82 253V254H81ZM136 253V254H135ZM195 253V254H194ZM238 255H237V254ZM251 253H253V254H251ZM79 254V255H78ZM133 254V255H132ZM219 254H221L222 256H219L218 257V255ZM236 257V260H233V258H232V256L233 255ZM86 255V256H85ZM110 255V256H109ZM123 255V256H122ZM127 255V256H126ZM137 255V256H136ZM187 255V256H186ZM256 255H258V256H260L259 258H258V256L257 257H255ZM71 257V258H68V257ZM81 256V257H80ZM95 258V259H93L92 260V258ZM101 258H100V257ZM103 256H105L104 258L106 259V262L104 263V261H105V259L103 260ZM132 256H134V257H132ZM148 256V257H147ZM193 256V257H192ZM231 257V258H229V257ZM233 256V257H234ZM254 256V257H253ZM80 257V258H79ZM87 257H89V258H91V259H89V258H87ZM97 257V258H96ZM118 257V258H117ZM125 257H127V258H125ZM137 257H138V259H137ZM141 259H140V258ZM205 257V258H204ZM222 257V258H221ZM225 257H228V258H224ZM235 257H234V259H235ZM238 257H239V260L240 261H237V259H238ZM253 257V258H252ZM86 258V259H85ZM116 259L115 261H117V262H115L114 261V259ZM133 258H135V259H133ZM99 259V260H98ZM102 259V260H101ZM109 259V260H108ZM125 259V260H124ZM133 259V260H132ZM151 261H150V260ZM209 259V260H208ZM221 259H224V260H222L221 261ZM228 259V261H226ZM232 259V261H234V262H230L229 260H231ZM241 259H242V261H241ZM78 260V261H77ZM86 260V261H85ZM98 260V261H97ZM119 260L121 261V262H119ZM202 260V262H200ZM80 261V262H79ZM84 261V262H83ZM138 261V262H137ZM196 261V262H195ZM78 262V263H77ZM82 262V263H81ZM90 262V263H89ZM115 262V263H114ZM141 262V263H140ZM190 262H192V263H190ZM207 262V263H208ZM237 262V263H236ZM242 262V263H241ZM74 263V264H75ZM144 262L142 263V264H145ZM218 263H216V264H218ZM209 264V263H208Z\"/></svg>",
  "mask_w": 264,
  "mask_h": 264
},
{
  "label": "bare ground",
  "instance_id": "bare-ground-1",
  "mask_svg": "<svg viewBox=\"0 0 264 264\" xmlns=\"http://www.w3.org/2000/svg\"><path fill=\"white\" fill-rule=\"evenodd\" d=\"M188 13H190L189 15H187ZM162 19V20H161ZM54 20L56 21V23L54 22ZM180 20V21H179ZM181 21L182 22H184V28H182L185 32H186V34H187V36H189V37H186L187 39L185 40V42H183L181 45H179L181 48H183L184 49V51H188V50H192L193 51V49L195 48V47H200V49L202 50L201 52H202V54H200V55H202V56H200V57H204L203 58V63L205 64V65H203L204 67H206V64L208 65H210L211 67V69H213V66H214V62H216L215 60H216V58L220 55V56H222V57H228V59L227 60H229L230 58H229V51L231 52V53H234L236 56H237V58L238 59H241V60H245L244 58H245V55L242 53V52H245L246 54H247V52L246 51H249V50H252L253 52H256V55L255 56H258L257 55V52H260V53H263L264 52V0H0V166H2V165H5V167L2 169V171L0 172V264H69V260L67 259V257H65L64 256V253H61L62 251H60L59 250V248L57 247V241H58V239H57V241L55 242L54 241V239L56 238L54 235V239H53V236H52V234H46L44 231H53V230H49V227L47 228V229H43V228H40V227H42L41 225H39V224H43L44 222H43V219L42 220H39V221H42L43 223H39V221H38V223H37V221H36V217H41V215L40 216H36L35 217V215H33V216H31L32 215V212H31V210H29V213H31V215L29 214H26L27 215V217H26V219H24L23 217L21 218L20 217V213L22 212H19L20 211V209H19V207H18V205H19V203L20 202H18V201H21V200H23L24 198H26V197H28L27 195L30 193V190L28 189V187L30 186L31 188H32V191L35 189V188H33L29 183H27V184H29L28 186H26V180L24 181L23 180V178L21 177V175L23 174L22 172H24V171H22V168H20V167H18L19 166V164L20 163H15V162H13V157H14V155H10L9 153H7V150H9V151H11V150H13L14 152L13 153H16V154H19L20 155V157L22 158V160H25V162L26 161H29L30 163V165H28V166H33V165H31L32 164V161H33V164L35 163L36 164V162L38 161H41V158L42 159H44V158H48L49 159V152H47V150L45 151V149H46V147H45V145L47 144L46 143V140H48L47 138L48 137H50V134H55V133H57V132H52L53 131V129H55L54 127H52L53 125H55V124H50L49 123V121H50V119H47V118H44L45 116H49V114H51L50 113V111H52L53 112V108L55 109V111L58 109V111L60 112V114H61V112L63 113L62 115H64V117H62V118H65L66 120H68L69 121V117L70 116H72V117H74L75 119H76V121H77V124L78 125H83V126H85V128L86 129H90V131L89 130H87V131H89L90 133H98V131H99V128H97V126H99L98 124H97V121H95V123H93L94 121L92 120V121H90V119H87V116L85 117H83L82 118V115H81V113L79 112V106H76V105H73V104H69L70 102H69V100L71 99V97L69 98V95H65L64 96V94L66 93H64L63 94V96H61V93H60V91L59 90H61V88H60V86H61V84L63 83L62 81H65V83H69V84H71V83H76L78 86L80 85L81 87H82V85H81V79L79 80V77L77 76V72H80L79 70H77V72L75 73V71H74V69H75V67H74V65H75V63H77V65H78V63L80 62L79 60H84V58H85V60H86V58H87V56H89L90 54H94L95 52V54H98L100 51H103V50H106L107 52H108V54H107V60H111V59H116V58H118L119 56L120 57H122V59L124 58L125 59V57H128V56H126V52L125 51H123L124 49H123V47H124V45H123V39L125 40V38H128V37H131V36H133V35H135L136 36V39L139 41L138 43H144L145 42V40H143L142 39V36H144V33H147L148 34V30H147V32H146V30H145V27L147 26V25H149V24H153L154 25V27H156L155 29H159V27H161V26H163L164 27V30H165V32L167 33V34H173L174 32H176V31H178V30H180V25H181ZM55 23V25H57V30L59 29V31H61V32H63V34H65V38L62 36V37H60L61 36V34H60V36H58L59 35V33H57V30H56V28H54V26H53V24ZM58 23H59V26H58ZM62 24V25H61ZM182 26V25H181ZM150 28V27H149ZM151 28H153V27H151ZM62 29V30H61ZM147 29H148V26H147ZM154 29V30H155ZM181 29V30H182ZM153 29H152V32L154 31ZM161 30V29H160ZM163 30V29H162ZM161 30V31H162ZM157 30H155V32H156ZM65 32V33H64ZM151 32V33H152ZM159 32V31H158ZM157 32V33H158ZM150 33V34H151ZM182 33V32H181ZM46 34V37L44 38H39V37H41V35H45ZM146 34V35H147ZM149 34V35H150ZM159 34V33H158ZM175 34V33H174ZM47 35H48V37H47ZM157 35V34H156ZM160 35V34H159ZM178 35V34H177ZM185 35V34H184ZM151 36H155V34H154V32L152 33V35ZM182 36V35H181ZM180 36V37H181ZM156 37V36H155ZM158 37V36H157ZM156 37V38H157ZM167 37V36H166ZM50 40H49V39ZM63 38L65 39V43L66 42H69V43H66V49H64L65 51H66V53H64V50L63 49H61V47H64L65 48V46H61L62 44H64L65 45V43L63 42ZM160 38H161V36H160ZM183 38V37H182ZM149 39H151L150 37H149ZM154 39V38H153ZM162 39V38H161ZM67 40V41H66ZM126 41V40H125ZM135 41V40H134ZM144 41V42H143ZM152 41V40H151ZM182 41H183V39H182ZM182 41H180V42H182ZM81 42V47L79 48V46H80V44H78V43H80ZM132 42H133V40H132ZM135 42H137V41H135ZM134 42V44H136ZM138 43H137V45H138ZM149 43H150V41H149ZM148 43V44H149ZM179 43V42H178ZM70 44H78L77 46H78V49L77 48H75V47H73V50H77L76 52L75 51H73L72 49L70 50V51H67V49H70L69 47H72V46H70ZM125 44V43H124ZM145 44V43H144ZM152 44H155V43H152ZM151 44V45H152ZM157 44V43H156ZM68 45H69V47H68ZM142 45V44H141ZM132 46H133V44H132ZM105 49H104V48ZM138 47H139V45H138ZM141 47V46H140ZM146 47V46H145ZM149 47V46H148ZM54 49L55 51H57V50H63V52H61V53H64L65 54V57L63 56V54H61L62 56H63V58H62V61L61 62H57L56 63V65L58 64V66H60L59 64L60 63H63V65H65V68H63L62 70V72L61 71H59V69H57L56 70V72H61V73H63V75H65L64 76V78L63 77H61V79L59 78V81L57 80V79H55L54 80V78L55 77H57L56 76V74L54 75L55 77H52L51 76V67H49V66H51L50 64H49V62H48V57L50 58V57H52L51 55H54V53H56L55 51H54V53L52 54L51 53V55L49 56V52L51 51V49ZM143 48V47H142ZM180 48V49H181ZM136 50L138 49L137 48V46H136V48H135ZM140 49V48H139ZM138 49V50H139ZM149 49H150V47H149ZM127 50V49H126ZM152 50V49H151ZM179 50V49H178ZM197 50V49H196ZM71 51H73L74 52V54H73V52L71 53V54H73L72 56H71V54H70V52ZM129 51V50H128ZM141 51V50H140ZM147 51V50H146ZM174 51H175V49H174ZM180 51V50H179ZM191 51V52H192ZM59 52V51H58ZM57 52V53H58ZM170 52V51H169ZM173 52V51H172ZM196 52V51H195ZM197 52H198V50H197ZM250 52V51H249ZM103 53V52H102ZM148 53V52H147ZM150 53V52H149ZM154 53V52H153ZM199 53V52H198ZM251 54H253L252 52H250ZM128 54V53H127ZM138 54V53H137ZM204 54V55H203ZM255 54V53H254ZM58 55H59V53H58ZM156 55V54H155ZM158 55V54H157ZM261 55V54H260ZM56 56V55H55ZM54 56V57H55ZM91 56V55H90ZM96 56V55H95ZM98 56V55H97ZM101 56V55H100ZM135 56H136V54H135ZM149 56V55H148ZM165 56V55H164ZM194 56H195V54H194ZM59 58H60V56H58ZM92 57V56H91ZM94 57V56H93ZM160 57V56H159ZM172 57H173V55H172ZM182 57H184V56H182ZM259 57V56H258ZM258 57H256V59L258 58ZM260 57H262V56H260ZM57 58V57H56ZM134 58V57H133ZM140 58V57H139ZM174 58V57H173ZM193 58V57H192ZM234 58V57H233ZM253 58H254V61H255V63H257L258 61H259V59H257V61L255 60V57L253 56ZM55 59V58H54ZM89 59H91V58H89ZM101 59V58H100ZM103 59V58H102ZM163 59V58H162ZM186 59V58H185ZM185 59H184V61H185ZM204 59H205V61L206 62H204ZM262 59V58H261ZM141 60V59H140ZM144 60V59H143ZM155 60H157V58L155 59ZM183 60V59H182ZM192 60V59H191ZM196 60V59H195ZM194 60V61H195ZM198 60V59H197ZM200 61H201V59H199ZM49 61H51V60H49ZM58 61V60H57ZM91 61V60H90ZM129 61V60H128ZM135 61V60H134ZM137 61H138V59H137ZM145 61V60H144ZM158 61V60H157ZM221 61H222V59H221ZM231 62L230 63H233L232 62V57H231V60H230ZM233 61H234V59H233ZM54 60H53V62L51 61L50 63H52V64H54ZM84 63H85V61H83ZM88 62H89V60H88ZM95 62V61H94ZM103 62V61H102ZM113 62V61H112ZM136 62V61H135ZM164 61H162V63H163ZM217 62H219L220 63V61H217ZM263 62V61H262ZM261 62V63H262ZM98 63H99V61H98ZM146 63V62H145ZM165 63V62H164ZM236 63H238V61L236 62ZM86 64H88L87 62H86ZM114 64V63H113ZM120 64V63H119ZM195 64V63H194ZM200 64V63H199ZM221 64H225V62L224 63H221ZM221 64H218V65H221ZM228 64H229V62H228ZM234 64H235V62H234ZM240 64V63H239ZM62 65V66H63ZM80 63H79V67H80ZM90 66H91V64H89ZM165 65H167V64H165ZM169 65V64H168ZM217 65V66H218ZM257 66H259L258 64H256ZM84 66V65H83ZM88 66V65H87ZM135 66V65H134ZM142 66V65H141ZM149 66V65H148ZM177 66V65H176ZM175 66V67H176ZM198 66V65H197ZM221 66H223V65H221ZM226 66H227V64H226ZM226 66L224 65V67H225V69H224V71L226 70ZM54 67H55V64H54ZM97 67H99V66H97ZM103 67V66H102ZM126 67V66H125ZM166 67V66H165ZM186 67V66H185ZM191 67H192V65H191ZM200 67V66H199ZM236 67V66H235ZM57 68H59V67H57ZM81 68V67H80ZM99 68H101V66L99 67ZM132 68V67H131ZM139 68H142V67H139ZM156 68V67H155ZM170 69H171V67H169ZM177 68V67H176ZM180 68H181V65H180ZM197 68V67H196ZM207 68V67H206ZM205 68V69H206ZM221 68V67H220ZM56 69V68H55ZM64 69L66 70V72L64 71ZM87 69H88V67H87ZM93 69V68H92ZM97 69V68H96ZM197 69H199V68H197ZM215 69H216V67H215ZM222 69H223V67H222ZM233 69H234V67H233ZM60 70H61V68H60ZM91 70V69H90ZM110 70V69H109ZM162 70V69H161ZM189 70V69H188ZM194 70V69H193ZM193 70H192V72H193ZM203 70H204V68H203ZM86 71V70H85ZM88 71V70H87ZM93 72H94V70H92ZM165 71V70H164ZM178 71H180V70H178ZM201 71V70H200ZM234 71V70H233ZM255 71V70H254ZM52 72H54L55 73V71L53 70V68H52ZM97 72V71H96ZM128 72H130V67L128 66L127 68H126V71H125V74H127ZM202 72V71H201ZM210 72V71H209ZM217 72H219V70L217 71ZM81 73V72H80ZM155 73V72H154ZM173 73H175V72H173ZM180 73V72H179ZM178 73V74H179ZM188 73V72H187ZM203 73H205V72H203ZM226 73V74H225ZM224 74H225V76L227 75V73L228 72H225ZM87 74V73H86ZM124 74V73H123ZM132 74V73H131ZM158 74V73H157ZM201 74V73H200ZM214 74V73H213ZM62 75V76H63ZM78 75H79V73H78ZM122 75V74H121ZM152 75V74H151ZM175 75H176V73H175ZM180 75H181V73H180ZM190 75H191V73H190ZM217 75V74H216ZM81 76V75H80ZM158 76V75H157ZM189 76V75H188ZM202 76V75H201ZM204 76V75H203ZM219 76V75H218ZM220 76H221V74H220ZM95 77V76H94ZM123 77V76H122ZM182 77V76H181ZM228 77V76H227ZM115 78V77H114ZM170 78V77H169ZM191 77H189V80L191 81V79H190ZM165 79V78H164ZM178 79V78H177ZM182 79V78H181ZM207 79H208V77H207ZM229 79H231V81H220L221 83H223V84H228V85H231L232 87H237V86H239V87H241L240 85H244L245 86V83H244V81L242 80V78H241V80H239V79H235V77H229ZM101 80V79H100ZM121 80V79H120ZM175 80V79H174ZM199 80V79H198ZM215 80V79H214ZM218 80V79H217ZM36 81H38L39 82V86H38V82H37V85H35V87L37 88V89H43V87L46 85V87H44V88H46L45 90H44V92L42 93V94H40V95H44V93L46 92V90H47V87H51V89H53L52 91L50 90V92H52V93H49L48 91H49V89H48V93L47 94H49V95H47L46 93V96L44 95V97H46V99L45 98H39L40 96H39V94L37 95L38 97H36L35 95V93H33L32 92V95L34 94V96H32V98L28 95L29 94V86L28 85H31L33 82H35L36 83ZM179 81V80H178ZM206 81H208V80H206ZM211 81H213L212 79H211ZM62 82V83H61ZM91 82V81H90ZM135 82V81H134ZM171 82V81H170ZM177 82V81H176ZM204 82V81H203ZM29 83V84H28ZM96 83H98V82H96ZM104 83V82H103ZM103 83H101V84H98V88L99 89H101V93H102V95L104 96V98L106 99V101H107V103L110 105V106H113V107H116V108H118V109H120V110H124L125 112H126V114H127V116L132 120V122L136 125V126H138V127H140L141 128V125H142V122L141 121H139V118H138V116H139V113L137 112V111H135L134 109H132L131 108V106H129V105H127L126 103H125V101L121 98V97H119L118 95L117 96H115L114 94H111L110 93V91H108L107 90V88L108 87H105V85L103 84ZM164 83H165V81H164ZM181 83V82H180ZM206 83V82H205ZM209 83V82H208ZM207 83V84H208ZM210 83H212V82H210ZM139 84V83H138ZM178 84V83H177ZM186 84V83H185ZM215 84V83H214ZM214 84H212V85H214ZM48 85V86H47ZM75 85V84H74ZM190 85V84H189ZM209 85V84H208ZM79 86V87H80ZM163 86V85H162ZM183 86V85H182ZM210 86H211V84H210ZM28 87V88H27ZM34 87V86H33ZM35 87L32 89V91L35 89ZM175 87V86H174ZM188 87V86H187ZM214 87V86H213ZM238 87V88H239ZM243 87V86H242ZM29 91L28 93H27V90ZM54 88H56V89H54ZM65 89H66V86L64 87ZM69 88V87H68ZM111 88V87H110ZM115 88V87H114ZM203 88H205V87H203ZM218 88V87H217ZM230 88V87H229ZM37 89H36V91H37ZM62 89H63V87H62ZM75 89V88H74ZM109 89V88H108ZM113 89V88H112ZM160 89V88H159ZM158 89V90H159ZM162 89V88H161ZM175 89V88H174ZM232 89V88H231ZM237 89V88H236ZM236 89H235V91L233 92L232 90V92L233 93H237L238 94V92L237 91H239L240 90V88H239V90L237 89V91H236ZM24 90H26V93H24L25 91ZM54 90H56V92H53ZM72 90V89H71ZM80 90V89H79ZM110 90V89H109ZM138 90V89H137ZM152 90V89H151ZM200 90V89H199ZM206 90V89H205ZM215 90H217L216 88H215ZM219 90V89H218ZM241 90H242V88H241ZM63 91H65V90H63ZM77 91V90H76ZM136 91V90H135ZM149 91V90H148ZM155 91V90H154ZM187 91H189V89L187 90ZM195 91V90H194ZM201 91V90H200ZM225 91V90H224ZM245 91V90H244ZM39 92H41V91H39ZM71 92H73V91H71ZM78 92V91H77ZM80 92V91H79ZM82 92V91H81ZM112 92V91H111ZM139 92V91H138ZM151 92V91H150ZM168 92V91H167ZM171 92V91H170ZM202 92V91H201ZM200 92V93H201ZM218 92V91H217ZM240 93L241 92H243V91H239ZM24 93V94H23ZM38 93V92H37ZM91 93V92H90ZM117 93V92H116ZM154 93V92H153ZM190 93V92H189ZM199 93V92H198ZM213 93H215V92H213ZM224 93V92H223ZM226 93V92H225ZM232 93V94H233ZM240 93H239V95H240ZM244 93V92H243ZM250 93V92H249ZM28 95L29 96V98H28V96L26 97L25 95ZM68 94H69V92H68ZM71 94V93H70ZM82 94V93H81ZM118 94V93H117ZM180 94H181V92L179 93L178 91L177 92H174V96L176 97V98H180L181 96H180ZM188 94V93H187ZM236 94V95H237ZM242 94V93H241ZM85 95V94H84ZM90 95V94H89ZM100 95V94H99ZM154 95V94H153ZM167 95V94H166ZM169 95V97L171 98V97H173V96H170V94H168ZM172 95V94H171ZM189 95V94H188ZM191 96H193L192 94H190ZM197 95V94H196ZM208 95V94H207ZM214 95H217V94H214ZM229 96H230V94H228ZM227 95V96H228ZM238 95V96H239ZM244 95V94H243ZM246 95V94H245ZM75 96V95H74ZM122 96V95H121ZM139 96V95H138ZM137 96V97H138ZM141 96V95H140ZM206 96V95H205ZM213 96V95H212ZM226 96V95H225ZM241 97H242V100L244 101L246 98L248 99V97H246V98H244L243 99V96L242 95H240ZM249 96V98L251 97V95H248ZM253 96V95H252ZM24 97L26 98V100L24 99ZM42 97V96H41ZM79 97V96H78ZM128 97V96H127ZM152 97V96H151ZM155 97H156V95H155ZM158 97V96H157ZM156 97V98H157ZM189 96H187V98H188ZM245 97V96H244ZM254 97V96H253ZM31 98V99H30ZM74 98V97H73ZM76 98L77 97H75V100H76ZM164 98V97H163ZM184 98V97H183ZM189 98H192V97H189ZM197 98V97H196ZM213 98V97H212ZM256 98V97H255ZM23 99H24V101H23ZM27 99H28V102H27ZM47 99H49L48 101H47ZM68 99V100H67ZM89 99V98H88ZM92 99V98H91ZM129 99V98H128ZM132 99V98H131ZM168 99L169 98H167V103H169L168 102ZM186 99V98H185ZM205 99V98H204ZM207 99V98H206ZM215 99L217 100V98L215 97ZM228 99V98H227ZM231 100H233L232 98H230ZM241 99V98H240ZM247 99H246V101H247ZM67 100V101H66ZM74 100V99H73ZM73 100H71L73 103H76V102H74ZM171 99H169V101H170ZM178 100V99H177ZM183 100V99H182ZM186 100H188V99H186ZM193 101H194V97H193V99H192ZM198 101V99H195V101ZM212 100V99H211ZM215 100V101H216ZM250 100V99H249ZM248 100V101H249ZM252 100H253V98H252ZM251 100V101H252ZM254 100H256V99H254ZM83 101H84V99H83ZM86 101V100H85ZM84 101V102H85ZM91 101V100H90ZM172 101H173V98H172ZM171 101V102H172ZM194 101V102H195ZM218 101V100H217ZM27 102V103H26ZM69 102V103H68ZM78 102V101H77ZM80 102H82L81 100H80ZM84 102L82 103V105H84ZM94 102V101H93ZM100 102V101H99ZM150 102V101H149ZM153 102V101H152ZM170 102V103H171ZM182 102V101H181ZM187 102V101H186ZM191 102V101H190ZM192 103L193 104V106L195 105V103ZM204 102V101H203ZM235 102V101H234ZM245 102V101H244ZM250 102V101H249ZM24 103H26V104H28V105H30V107L28 106L27 108L28 109H25L26 108V106H25V104ZM41 103V107H40V109H39V107L38 106H40L39 104ZM49 104V106H50V108H49V112H48V109H47V107H45V104ZM66 103H68V105L66 104ZM148 103V102H147ZM163 103H164V100H163ZM166 103V104H167ZM199 103H200V101H199ZM211 103V102H210ZM210 103L208 102V104L210 105ZM219 103V102H218ZM240 103V102H239ZM255 103V102H254ZM42 104H44V105H42ZM87 104V103H86ZM97 104V103H96ZM95 104V105H96ZM132 104V103H131ZM158 104L159 103H157V111H158ZM165 104V103H164ZM174 103L172 102V105L171 104H169V106L171 105L172 107H174V105H173ZM204 104V103H203ZM203 104H201V106L203 105ZM215 104H217V103H215ZM214 104V105H215ZM238 104V103H237ZM79 105V104H78ZM150 105H151V102H150ZM155 105H156V103H155ZM178 105V104H177ZM179 105H180V102H179ZM206 105V104H205ZM213 105V104H212ZM219 105V104H218ZM239 105V104H238ZM250 105H251V103H250ZM250 105H249V107H250ZM258 105V104H257ZM44 106V107H43ZM163 106V105H162ZM168 106V105H167ZM170 106V107H171ZM183 106H186V105H183ZM189 106H190V104H189ZM189 106H186V107H188L189 108ZM216 106V105H215ZM220 106H221V104H220ZM219 106V107H220ZM240 106V105H239ZM239 106L237 107V108H239ZM244 106V105H243ZM253 106H255V105H253L252 104V106L251 107H253ZM34 107V108H33ZM85 107V106H84ZM87 107V106H86ZM90 107V106H89ZM96 107V106H95ZM154 108H155V106H153ZM164 107H166V106H164ZM179 107V108H178ZM177 108H178V110H179V112H180V109H181V107L180 106H178ZM194 107H196V106H194ZM208 107H210V106H208ZM208 107H206V108H208ZM222 107V106H221ZM220 107V108H221ZM242 107V106H241ZM249 107H247V108H249ZM250 107V108H251ZM35 108H37V109H35ZM42 108L44 109V108H46V109H44L45 110V112H44V116H39V114L37 113V110H38V112H42ZM138 108V107H137ZM141 108V107H140ZM160 108V111H161V106L159 107ZM175 108V107H174ZM199 107L197 106V109H198ZM203 108V107H202ZM36 111H35V110ZM136 109V108H135ZM150 109V108H149ZM152 109V108H151ZM156 109V108H155ZM167 109V108H166ZM168 109H170L171 110V108H168ZM168 109H167V111H168ZM190 109H191V107H190ZM196 109V110H197ZM209 109V111H211L210 110V108H208ZM212 109V108H211ZM217 109V110H216ZM241 109V108H240ZM242 109H243V107H242ZM253 109V108H252ZM255 109H256V107H255ZM252 110V111H256V110ZM261 109V108H260ZM82 110V109H81ZM97 110H98V108H97ZM101 110V109H100ZM100 110H98L99 111V113H100ZM140 110V109H139ZM143 110V109H142ZM169 110V111H170ZM174 110V109H173ZM188 110V109H187ZM192 110V109H191ZM194 111H195V109H193ZM200 110H202L203 111V113H204V111L205 112H207L206 110H204V108L203 109H200ZM199 110V111H200ZM213 110V109H212ZM215 112L216 111H219L218 110V106H216L215 107ZM213 110V111H214ZM225 110V109H224ZM227 110V109H226ZM239 110V109H238ZM25 111H27V112H25ZM83 111V110H82ZM91 111V110H90ZM119 111V110H118ZM141 111V110H140ZM144 111V110H143ZM150 111V110H149ZM148 111V112H149ZM202 111L199 113L200 115H204L203 117L205 118V114H202ZM222 111V110H221ZM221 111H219V112H221ZM244 111H245V109H244ZM250 111V110H249ZM24 112L25 113H27V114H25V115H28V116H26V118L27 117H29V119H30V121L32 120L33 121V123L32 122H30L31 123V125H28V124H26V126L27 127H25V122H27L28 120H25V122L23 123L22 122V117L24 118V116H23V114H24ZM46 112H48V113H46ZM91 112H93V111H91ZM151 112H154V111H151ZM198 112V111H197ZM223 113H224V111H222ZM248 112V111H247ZM58 113V112H57ZM57 113H55V114H57ZM145 113V112H144ZM150 113V112H149ZM158 113V112H157ZM156 113V114H157ZM188 113V112H187ZM195 113V112H194ZM208 113H210V112H208ZM208 113H207V115H208ZM216 113H218V112H216ZM229 113V112H228ZM231 113V112H230ZM40 114H42V113H40ZM48 114V115H47ZM55 114H53L52 113V115H51V119L54 117L53 115H55ZM59 114V113H58ZM83 114V113H82ZM97 114V113H96ZM109 114V113H108ZM152 114V113H151ZM159 114H161V113H159ZM162 114H164V112L162 113ZM165 114H166V112H165ZM199 114H198V116H199ZM212 114H214V113H212ZM219 114V113H218ZM250 114V113H249ZM81 115V116H80ZM99 115V114H98ZM106 115V114H105ZM114 115V114H113ZM188 115H190V114H188ZM220 115V114H219ZM219 115H216V116H219ZM226 116V112L224 113V114H222V116ZM241 115V114H240ZM37 116H39L38 118H44V119H47V120H49L48 121V125L50 124V126H51V132L52 133H49V136H48V130H47V128L49 127L48 125H47V121H45L46 123H45V125H47L48 127L46 128V127H44V124L41 122V119H39L40 120V122H39V120H38V118H36ZM57 116H59V115H57ZM97 116V115H96ZM101 116V115H100ZM154 116V115H153ZM198 116L196 117V118H198ZM210 115H208V121H211L212 119H211V117H209ZM216 116H214L216 119H218ZM245 116V115H244ZM247 116H248V113H247ZM252 117H254V121H252L253 123L255 122V121H257L259 118H261V114H259V113H253L252 115H251ZM107 117H109V116H107ZM114 117V116H113ZM117 117H119L118 115H117ZM116 117V118H117ZM144 117V116H143ZM165 117V116H164ZM168 116H166V118H167ZM181 117V116H180ZM195 117V116H194ZM213 117V118H214ZM221 117V116H220ZM50 118V117H49ZM68 118V119H67ZM120 118V117H119ZM118 118V119H119ZM121 118H123V117H121ZM142 118V117H141ZM182 118H184V117H182ZM181 118V119H182ZM200 118H202L201 116H200ZM203 118V119H204ZM264 118V117H263ZM25 119V118H24ZM43 119V120H44ZM57 118H55V120H56ZM59 119V118H58ZM57 119V120H58ZM71 119V118H70ZM74 119V120H75ZM161 119H162V117H161ZM190 119H192V118H190ZM202 119V120H203ZM211 119V120H210ZM251 119H253V118H251ZM256 119V120H255ZM35 120L36 121H38L39 122V124H41V126H39V125H36V122H35ZM42 120V121H43ZM61 120V119H60ZM60 120L58 121V123L60 122ZM63 120V119H62ZM73 120V119H72ZM107 120V119H106ZM113 120V119H112ZM159 120V119H158ZM215 120V119H214ZM260 120V119H259ZM258 120V121H259ZM51 121H53L54 122V119L53 120H51ZM65 121V120H64ZM103 121V120H102ZM120 121V120H119ZM122 121H125V120H123L122 119ZM129 121V120H128ZM145 121V120H144ZM205 121H206V118L204 119V123H203V125L204 124H206L207 125V123L209 124V122H206L205 123ZM245 121V120H244ZM37 122V123H38ZM44 122V121H43ZM57 122V121H56ZM63 122V121H62ZM70 122V121H69ZM68 122V123H69ZM75 122V121H74ZM104 122V121H103ZM183 122V121H182ZM214 122V121H213ZM248 122H249V120H248ZM261 122V121H260ZM262 122H263V120H262ZM261 122V123H262ZM57 123V124H58ZM66 123V125H70L71 123ZM112 123V122H111ZM113 123H114V120H113ZM123 123V122H122ZM121 123V124H122ZM125 123V122H124ZM127 123V122H126ZM166 123V122H165ZM202 122H200V124H201ZM211 123H212V121H211ZM210 123V124H211ZM224 123V122H223ZM252 123V124H253ZM261 123H256V124H259V126H256V125H253V126H256V127H258L257 129L259 130V133H260V131H262V132H264V127H263V129L261 128V130L259 129V127H260V125H261ZM63 124V123H62ZM76 124V125H77ZM106 124H108L109 125V123H106ZM128 125H129V122L127 123ZM168 124V123H167ZM199 124V123H198ZM207 125V126H213L214 125V127H215V124H211V125ZM226 124V123H225ZM251 124V125H252ZM262 124H264V123H262ZM60 125H61V122H60ZM66 125H63V127L64 126H66ZM75 125V124H74ZM95 125V126H94ZM97 125V126H96ZM101 125H104L103 123L101 124ZM118 125V124H117ZM124 125V124H123ZM174 125V124H173ZM176 125V124H175ZM205 125V126H206ZM217 125V124H216ZM251 125H248V127H250ZM57 126H59V125H57ZM56 126V127H57ZM110 126V125H109ZM109 126L107 127V129L103 126H101V128H100V131H101V129L103 130V128H105L106 130H108V128H109ZM114 126V125H113ZM127 126V125H126ZM125 125H124V127H126ZM130 126V125H129ZM202 126V125H201ZM205 126H203V128L205 127ZM264 126V125H263ZM72 127V126H71ZM79 127V126H78ZM94 127H96V128H94ZM120 126H118V128H119ZM123 127V126H122ZM256 127H255V129H256ZM60 128H62V127H60ZM67 128V127H66ZM69 128V127H68ZM75 128V127H74ZM77 128V127H76ZM81 128V127H80ZM79 128V129H80ZM111 128V127H110ZM115 128H117V127H115ZM127 129H125V130H127V131H129V129L130 128H128V127H126ZM149 128H151V127H149ZM202 127H200V129H201ZM211 128V127H210ZM250 128H252V127H250ZM249 128V129H250ZM26 129H28L29 130V132H26ZM49 129H50V127H49ZM57 129H59L58 127L55 129V130H57ZM63 129H65V128H63ZM78 129V128H77ZM78 129V130H79ZM83 130H84V128H82ZM85 129V130H86ZM95 129H97V130H95ZM112 130H113V128H111ZM198 129V128H197ZM209 128H207V130H208ZM249 129H248V131H249ZM254 129V130H255ZM30 130H31V132H30ZM32 130H34V131H32ZM66 130V129H65ZM68 130V129H67ZM66 130V131H67ZM76 130V129H75ZM77 130V131H78ZM105 130V132L103 131V132H100L101 133V135H103L102 133H106L107 134V131ZM111 130V131H112ZM115 130H117V129H115ZM122 130H123V128L121 129V132H122ZM125 130H123L124 131V133H121V135H119V137L120 136H122L123 134L125 135L126 133L125 132H127V131H125ZM131 130V129H130ZM155 130V129H154ZM153 130V131H154ZM204 130H206V129H204ZM210 130V129H209ZM208 130V132H212V131H209ZM212 130H213V128H212ZM215 130H217V129H215ZM253 130V129H252ZM80 131V130H79ZM97 131V132H96ZM132 131V130H131ZM203 131V130H202ZM217 131H220V130H217ZM250 131H251V129H250ZM32 132H34V133H32ZM65 132V131H64ZM83 132V131H82ZM82 132H80V133H82ZM85 132V131H84ZM110 132V131H109ZM130 132V131H129ZM204 132V131H203ZM206 133H208L207 131H205ZM226 132V131H225ZM255 132V131H254ZM258 132V131H257ZM256 132V133H257ZM63 133V132H62ZM62 133L60 132V135H61V137H62ZM73 133V132H72ZM72 133H71V135H72ZM113 133H116V131H113ZM213 133H215V132H213ZM212 133V134H213ZM221 133V132H220ZM220 133L217 135V136H219L220 135ZM251 133H253V131L251 132ZM259 133L257 134L258 136H259ZM84 134V133H83ZM130 134H132V132L130 133ZM145 134V133H144ZM152 134V133H151ZM196 134V133H195ZM216 134H217V132H216ZM229 134V132L227 133V135ZM248 134H249V132H248ZM66 136H68L67 134H65ZM92 135V134H91ZM90 135V136H91ZM98 135V134H97ZM100 135V134H99ZM99 135H98V138L99 139H101L100 137H99ZM108 135H110V133L108 134ZM115 135V134H114ZM117 135V134H116ZM115 135V136H116ZM124 135H123V137H124ZM134 135V134H133ZM159 135V134H158ZM222 135V134H221ZM221 135H220V139H221ZM254 135V134H253ZM52 136V135H51ZM59 136V135H58ZM58 136H57V138H58ZM70 136V135H69ZM89 136V135H88ZM95 136V135H94ZM105 135H103V137H104ZM111 136H113V134L111 135ZM126 136V135H125ZM161 136V135H160ZM174 136V135H173ZM214 136V135H213ZM248 136V135H247ZM251 135L249 134V137H250ZM255 136H256V134H255ZM102 137V136H101ZM102 137V138H103ZM106 137H109V136H106ZM106 137H104V138H106ZM122 137V138H123ZM131 137V136H130ZM146 137V136H145ZM152 137V136H151ZM177 137V136H176ZM223 137H225L226 139H228L227 137H226V135L224 136V134H223ZM55 138V137H54ZM54 138H52V140L54 141ZM91 138V137H90ZM93 138V137H92ZM95 138V137H94ZM112 138H115V137H112ZM129 137L127 136V139H125V142L127 143L126 144V146H127V148H131L132 149V147L134 146V144L135 143H133V141L131 142V140H129L128 139ZM132 138V137H131ZM169 138V137H168ZM224 138V139H225ZM259 138V137H258ZM258 138H255V141L256 142H258L257 140H258ZM62 139L64 140V138L62 137ZM68 139H69V137H68ZM73 139V138H72ZM108 139V138H107ZM111 138H109V140H110ZM116 139V138H115ZM114 139V140H115ZM124 139V138H123ZM141 139V138H140ZM146 139H147V137H146ZM157 139H158V137H157ZM161 139V138H160ZM217 139V138H216ZM225 139V141H227ZM252 139V138H251ZM254 139V138H253ZM257 139V140H256ZM71 140V139H70ZM105 140V139H104ZM113 140V141H114ZM151 140V139H150ZM159 140V139H158ZM174 140V139H173ZM239 140V139H238ZM49 141H50V138H49ZM117 141V140H116ZM124 141V140H123ZM142 141V140H141ZM148 141V140H147ZM214 141V140H213ZM220 141V140H219ZM218 141V142H219ZM223 141V138H222V140H221V142ZM225 141H223L224 142V144H225ZM228 141H229V139H228ZM253 141V140H252ZM254 141V142H255ZM51 142V141H50ZM58 142V141H57ZM64 142V141H63ZM69 142V141H68ZM78 142V141H77ZM76 142V143H77ZM107 142V141H106ZM120 142V141H119ZM122 142V141H121ZM125 142H123V143H125ZM135 142H136V140H135ZM139 142V141H138ZM241 142V141H240ZM53 143H55V142H53ZM52 143V144H53ZM70 143V142H69ZM108 143V142H107ZM111 144H112V142H110ZM122 143V144H123ZM142 143V142H141ZM167 143V142H166ZM175 143V142H174ZM173 143V144H174ZM31 144H33V147L31 146ZM57 144V143H56ZM59 144V143H58ZM60 144H62V142L60 143ZM65 144H68V143H65ZM118 144V143H117ZM173 144H171V145H173ZM222 144V143H221ZM242 144V143H241ZM30 145V146H29ZM119 145V144H118ZM121 145V144H120ZM119 145V146H120ZM149 145V144H148ZM179 145V144H178ZM223 145V144H222ZM227 145V144H226ZM226 145L225 146H223V148L224 147H226ZM230 145L231 144H228V146L229 147H226V148H230ZM53 146V145H52ZM60 146V145H59ZM59 146H57V147H59ZM64 146V145H63ZM73 146V145H72ZM74 146H75V144H74ZM77 146V145H76ZM75 146V147H76ZM118 146V148H120ZM125 145H123V149L125 148L124 147ZM43 147H44V149H43ZM66 147V146H65ZM85 147V146H84ZM113 146L111 145V148H112ZM116 147L117 146H115V149H116ZM164 147V146H163ZM162 147V148H163ZM216 147V146H215ZM234 147H237V146H234ZM233 147V149H235ZM240 147H241V145H240ZM55 148V147H54ZM69 148V147H68ZM155 148V147H154ZM175 148V147H174ZM176 148H178V146L176 147ZM220 147H218V149H219ZM223 148H221V149H223ZM225 148V150H227ZM239 148V147H238ZM237 148V149H238ZM262 148V147H261ZM43 149V150H42ZM71 149V148H70ZM69 149V150H70ZM73 150H74V148H72ZM71 149V150H72ZM79 149H80V147H79ZM121 149V148H120ZM166 149V148H165ZM169 149V148H168ZM172 149V148H171ZM217 149V148H216ZM237 149L235 150V153H236V151H237ZM243 149V148H242ZM42 151L41 153L39 152V151ZM64 150V149H63ZM68 150V151H69ZM70 150V151H71ZM78 150V149H77ZM82 150V149H81ZM89 150V149H88ZM149 150V149H148ZM154 150V149H153ZM158 150H160V149H158ZM224 150V149H223ZM260 150V149H259ZM262 150H263V148H262ZM53 151H55V150H53ZM59 151V150H58ZM58 151H57V153H58ZM60 151H61V149H60ZM68 151H66V152H68ZM69 151V152H70ZM83 151H85L84 149H83ZM115 151H117V150H115ZM121 151V150H120ZM147 151V150H146ZM163 151V150H162ZM165 151V150H164ZM232 150H230V152H231ZM241 151V153H239V155H242V150H240ZM244 151V150H243ZM47 152V153H46ZM80 152V151H79ZM86 152H88V151H86ZM142 152H145V151H142ZM161 152V151H160ZM166 152H167V150H166ZM170 152V151H169ZM169 152H167V154H170ZM224 152V151H223ZM227 152H229V150L227 151ZM234 152V151H233ZM239 152V151H238ZM150 153V152H149ZM179 153V152H178ZM177 153V154H178ZM232 153V152H231ZM245 153V152H244ZM15 154V155H16ZM48 154V155H47ZM59 154H60V152H59ZM79 154V153H78ZM160 154V153H159ZM161 154H162V152H161ZM164 154V153H163ZM162 154V155H163ZM173 154V153H172ZM238 154V153H237ZM237 154H235L236 156H239V155H237ZM248 154V153H247ZM19 155H17V156H15L14 157V160H16L15 158H17ZM89 155V154H88ZM171 155V154H170ZM234 155V156H235ZM57 156H58V154H57ZM60 156H61V154H60ZM59 156V157H60ZM70 156H73V155H71V153H70ZM75 156V155H74ZM73 156V157H74ZM78 156V155H77ZM140 156H141V153H140ZM158 156V155H157ZM160 156V155H159ZM164 156V155H163ZM162 156V157H163ZM181 156V155H180ZM225 156H226V154H225ZM228 156V155H227ZM64 157H66V156H64ZM89 157V156H88ZM147 157H149V156H147ZM146 157V158H147ZM173 158H174V156H172ZM182 157V156H181ZM187 157H189V156H187ZM241 157V156H240ZM12 158V159H11ZM40 158V160H38ZM68 160H69V162H70V159L68 158V157H66ZM76 158V157H75ZM135 158V157H134ZM140 158H142V157H140ZM151 158H152V156H151ZM166 158V157H165ZM226 159L228 158V157H225ZM232 158V157H231ZM231 158H230V160H231ZM47 159V160H48ZM61 159H63V158H61ZM73 159V158H72ZM83 159H84V157H83ZM89 159V158H88ZM87 159V160H88ZM159 159H161V157L159 158ZM167 159V158H166ZM165 159V160H166ZM177 159H178V157H177ZM76 160H78V159H76ZM92 160V159H91ZM158 160V159H157ZM162 160V159H161ZM167 160H169V158L167 159ZM171 160V159H170ZM169 160V161H170ZM53 161V160H52ZM64 161H66V163H67V160H64ZM83 161V160H82ZM81 161V162H82ZM89 161V160H88ZM95 161V160H94ZM149 161H151V160H149ZM152 161H154V160H152ZM156 161V160H155ZM160 161V160H159ZM173 160H171L170 161V163L172 162ZM228 161H229V159H228ZM239 161V160H238ZM237 161V162H238ZM242 161V160H241ZM24 162V163H25ZM85 162V161H84ZM162 162H163V160H162ZM167 162V161H166ZM179 162V161H178ZM180 162H181V160H180ZM191 162V161H190ZM230 163H231V161H229ZM236 162V163H237ZM27 163V162H26ZM25 163V164H26ZM41 163V162H40ZM66 163H64L63 161H61L59 164H60V169L58 168V172L56 173V170L54 171L57 175H60L61 174V176H59V177H62V178H64L63 177V175L64 176H66V175H69V177L71 176L72 178H74V179H72L73 181L74 180H76L75 179V177H74V175H76L75 173H74V175L72 174L71 175V170H69L68 168H69V164L68 165H66ZM75 163V162H74ZM137 163V162H136ZM150 163V162H149ZM174 163V162H173ZM184 163V162H183ZM229 163V164H230ZM244 163V162H243ZM17 164H18V166H17ZM54 164V163H53ZM87 164H88V162H87ZM164 164H165V162H164ZM175 164V163H174ZM174 164H172V165H174ZM180 165H181V163H179ZM240 164H242V163H240ZM245 164V163H244ZM40 164H38V166L37 165H35V166H37V168L39 167L40 169H42V168H44V165H42V168L39 166ZM48 165H50V162H48ZM52 165V164H51ZM50 165V166H51ZM79 165H81V164H79V162H78V166ZM97 165V164H96ZM166 165V164H165ZM176 165V164H175ZM183 165V164H182ZM21 166V165H20ZM27 166V167H28ZM53 166V165H52ZM56 166V168L55 169H57V165L56 164H54V167ZM68 166V167H67ZM73 166V165H72ZM77 166V165H76ZM147 166H149V165H147ZM147 166H145V167H147ZM169 166V165H168ZM22 167V166H21ZM59 167V166H58ZM82 167V166H81ZM83 167H84V170H85V168L87 167H85L84 165H83ZM89 167V166H88ZM97 167H98V165H97ZM141 167V166H140ZM157 168L159 167V166H156ZM176 167V166H175ZM174 167V168H175ZM179 167V166H178ZM185 167V166H184ZM230 167V166H229ZM237 168H238V166H236ZM241 167V166H240ZM36 167H34V169H35ZM39 168L36 170L38 173L40 172V171H38L39 170ZM51 168V167H50ZM78 168V167H77ZM77 168H75V169H77ZM115 168V167H114ZM134 168V167H133ZM148 168V167H147ZM150 168V167H149ZM171 168V167H170ZM205 168V167H204ZM236 168V169H237ZM246 168V167H245ZM0 169H1V167H0ZM28 169H29V167H28ZM31 169V168H30ZM33 169V170H34ZM46 169V168H45ZM53 169V168H52ZM131 169V168H130ZM162 169V168H161ZM189 169V168H188ZM202 169V168H201ZM206 169V168H205ZM242 168H239V172H240V170H241ZM25 170H26V167H25ZM47 170H50V169H47ZM84 170H82V172L84 171ZM129 170V169H128ZM139 170V169H138ZM179 170H181V168H179L178 169V172H180ZM29 171V170H28ZM78 171V170H77ZM86 171H88V170H86ZM112 171V170H111ZM231 171H232V174L234 173V174H237V173H239V172H237L235 169H233L232 167H231ZM244 171V170H243ZM30 172V171H29ZM37 172L35 173V172H33V173H35L36 175H37ZM44 172V173H43ZM43 177H42V174L41 173H39L37 176H36V179H37V177L39 178H42V179H38V181L40 180L41 182H43V178H45V176H44V174H45V171L43 170ZM79 172V171H78ZM81 171H80V173H82ZM88 172H90V171H88ZM93 172H94V170H93ZM119 172V171H118ZM151 172V171H150ZM157 172V171H156ZM190 172V171H189ZM201 171L199 170V173H200ZM50 173H51V171H50ZM49 172L46 174V175H49L50 174ZM60 173V174H59ZM128 173V172H127ZM131 173V172H130ZM137 173H139V172H137ZM154 173H155V170H154ZM158 173V172H157ZM156 173V174H157ZM181 173V172H180ZM179 173V174H180ZM247 173V172H246ZM25 174V173H24ZM23 174V175H24ZM63 174V175H62ZM85 174H87V176H88V173H85ZM84 174V175H85ZM176 174V173H175ZM179 174H177V175H179ZM186 174V173H185ZM30 175H31V177H30V179H32V177H34V175L33 174H31V172H30ZM83 175V176H84ZM90 175H92V174H90ZM96 175V174H95ZM128 175H130V174H128ZM141 175H144V174H141ZM145 175H146V173H145ZM144 175V176H145ZM160 174H158V176H159ZM164 175V174H163ZM174 175V173H173V171H172V174H171V176H173ZM177 175H175V176H177ZM246 175V174H245ZM51 176V175H50ZM52 176H54L53 174H52ZM52 176H51V178H52ZM123 176H125V175H123ZM127 176V175H126ZM125 176V177H126ZM134 176V175H133ZM150 176V175H149ZM165 176V175H164ZM241 176H242V174H241ZM58 176L56 177L55 176V179L53 180V178H52V180L55 182L57 179L56 178H59ZM70 177V178H71ZM85 177V176H84ZM83 177V178H84ZM121 177V176H120ZM139 177V176H138ZM154 177V176H153ZM161 177V176H160ZM159 177V178H160ZM187 177V176H186ZM189 177V176H188ZM231 177V176H230ZM232 177H233V175H232ZM26 178V177H25ZM28 178V177H27ZM76 178H78V177H76ZM82 178V179H83ZM88 178V177H87ZM89 178H92L91 176H89ZM96 178V177H95ZM112 178V177H111ZM110 178V179H111ZM140 178H141V176H140ZM165 179H166V176L164 177ZM171 178V177H170ZM242 179H243V177H241ZM47 180H49L48 178H46ZM45 179V180H46ZM67 179H68V177H67ZM79 179V178H78ZM93 179V178H92ZM149 179V178H148ZM164 179V180H165ZM172 179V178H171ZM33 180H34V183L36 184V180L33 178ZM45 180H44V182H45ZM51 180V181H52ZM59 180V179H58ZM57 180V181H58ZM64 181H65V178L63 179ZM80 180V179H79ZM84 180H85V178H84ZM84 180H83V182H84ZM101 180V179H100ZM113 180V179H112ZM146 180V179H145ZM155 180V179H154ZM161 180H162V178H161ZM244 180V179H243ZM242 180V181H243ZM36 181V182H35ZM39 181V182H40ZM50 181V180H49ZM50 181V182H51ZM56 181V182H57ZM71 181V180H70ZM88 181V180H87ZM94 181V180H93ZM147 181V180H146ZM166 181V180H165ZM167 181H168V178H167ZM188 181H190V180H188ZM238 181V180H237ZM239 181L241 182V184H240V186H241V189L243 188V190H247V192H248V194L254 199L255 198V191H257V189L252 193L251 191L252 190H250L249 188V185L247 186L246 185V183H242V181H241V179H239ZM40 182V184H43V183H41ZM81 182V181H80ZM89 182V181H88ZM86 183V182H84V184L86 183L87 185L89 184V183ZM105 182H106V179H105ZM123 182V181H122ZM140 182H142V181H140ZM175 182V181H174ZM179 182V181H178ZM187 182V181H186ZM194 182V181H193ZM246 182V181H245ZM249 182V184H250V181H248ZM31 183V182H30ZM46 183V182H45ZM59 183H60V181H59ZM101 183V182H100ZM239 183V182H238ZM39 184V185H40ZM47 185H48V183H46ZM50 185L52 184V182L51 183H49ZM57 184V183H56ZM72 184V183H71ZM79 185H81V183H78ZM77 184V185H78ZM84 184H83V186H84ZM106 184V183H105ZM104 184V185H105ZM113 184V183H112ZM142 185H143V182L141 183ZM161 184V183H160ZM165 184V183H164ZM167 184H168V182H167ZM190 184V183H189ZM194 184V183H193ZM193 184H190V188L192 187L191 185H193ZM34 185V184H33ZM38 185V184H37ZM46 185V188L48 187L49 188V186H47ZM54 185V184H53ZM77 185L75 184L74 185V187H73V184L71 185L72 187H70V185L68 186V185H66V187L68 186V188L70 189V191L69 192H71L72 193V190H74L73 191V197L75 196V197H77L78 198V193L77 192H75L76 190L78 191V192H81L80 194H83L86 198H85V200H83V201H85V202H87V200H92L93 198H97V195H99V193H97L95 190H91V189H87V188H84L82 185L81 186H79L78 188H76V189H74L75 187H77ZM90 185V184H89ZM103 185V184H102ZM251 185H253V183L251 184ZM57 185H55L54 187H56ZM60 186H61V184H60ZM60 186H57L55 189H57V188H59L58 190H57V192H59V190H61L62 189V186L60 187ZM64 186V185H63ZM91 186H93V185H91ZM94 186H95V183H94ZM109 186H111V185H109ZM140 186V185H139ZM158 186V185H157ZM175 186L176 185H174V188H175ZM255 186V185H254ZM27 187V189H25ZM38 187V186H37ZM40 187V186H39ZM51 187H53V186H51ZM102 187H104V186H102ZM108 187V186H107ZM113 187V186H112ZM154 187V186H153ZM152 187V188H153ZM156 187V186H155ZM170 187V186H169ZM169 187H166V188H169ZM178 187V186H177ZM188 187V186H187ZM200 187V186H199ZM251 187H253V186H251ZM48 188H47V190H48ZM92 188V187H91ZM94 189H96L95 187H93ZM104 188H106V187H104ZM104 188H103V190H104ZM109 188V187H108ZM152 188H151V190H152ZM160 188V187H159ZM161 188H162V185H161ZM180 188V187H179ZM193 189H194V186L192 187ZM205 188V187H204ZM246 188V189H245ZM12 189H15L16 191H19V193H20V196L21 197H23L22 195H21V193L22 194H25V192H22L24 189H25V191L27 190V192H29L28 194H27V192H26V197H24L23 199H20V197H19V194L16 192V191H13L12 192ZM50 189V188H49ZM111 190V193L114 191L121 199H125L126 197H127V195H128V192L124 189V188H110ZM124 189V190H123ZM158 189V188H157ZM176 190H177V188H175ZM29 190V191H28ZM38 190V189H37ZM47 190H45V191H47ZM102 190V189H101ZM102 190V191H103ZM145 190V189H144ZM143 190V191H144ZM147 190V189H146ZM151 190H148V191H145V193L146 192H148L149 193V191L150 192H152ZM168 190V189H167ZM175 190V191H176ZM180 190V189H179ZM190 190H192V189H190ZM190 190H189V192H190ZM200 190V189H199ZM51 191H53V193H54V188H53V190H52V188L50 189V194H53V193H51ZM63 191H66V190H63ZM106 191V190H105ZM128 191H129V189H128ZM132 191V190H131ZM155 191V190H154ZM161 191H162V189H161ZM166 191V190H165ZM201 191V190H200ZM205 191V190H204ZM15 192H16V194L17 195H15ZM41 192H43V191H41ZM158 192H159V190H158ZM180 192V191H179ZM206 192H207V190H206ZM243 192V191H242ZM34 193H35V191H34ZM37 193H39L40 194V192H37ZM49 193H48V195H49ZM61 193V192H60ZM60 193H58V194H60ZM76 193L78 194V195H76ZM102 193V192H101ZM100 193V195L101 196H103V194H101ZM104 193V192H103ZM110 193V192H109ZM137 193V192H136ZM154 193H156V192H154ZM162 193V192H161ZM171 193V192H170ZM195 194L197 193V192H194ZM260 193V192H259ZM31 194H33V192L31 193ZM36 194V193H35ZM43 194V193H42ZM45 195H46V192L44 193ZM112 194H114V193H112ZM115 194V195H116ZM135 194V193H134ZM139 194V193H138ZM160 194V193H159ZM163 194H165V193H163ZM167 194H168V192H167ZM172 194V193H171ZM180 194H182V193H180ZM201 193H199V195H200ZM210 194V193H209ZM257 194H258V192H257ZM70 195V194H69ZM108 194L106 193V199L108 200V198H109V196L110 195H108ZM130 195H132V194H130ZM139 195H141V194H139ZM138 195V196H139ZM149 195V194H148ZM187 195V194H186ZM204 195L206 196V194H205V192H204ZM203 194H202V197L204 196ZM245 195V194H244ZM260 195V194H259ZM30 196V195H29ZM32 196V195H31ZM35 195L33 194V196H32V198L34 197ZM44 195H42V197H43ZM55 196H57L58 197V199L60 200H58V199H55L56 201H59L60 203H61V199H63V197H61V198H59L61 195H57V193L55 194L54 193V197ZM72 196V195H71ZM70 196V197H71ZM82 196V195H81ZM113 196V195H112ZM157 196H158V194H157ZM156 196V197H157ZM165 196H166V198H167V195L165 194ZM180 196H182V195H180ZM188 196V195H187ZM196 196V195H195ZM204 196V197H205ZM210 195H208V197H209ZM246 196V195H245ZM51 197V196H50ZM66 197V196H65ZM70 197L68 196V198H69V201H70V205H71V203L72 202H74V201H76V200H74L73 199V197L71 198V199H73L74 201H72V200H70ZM83 197V196H82ZM82 197H80V198H82ZM100 197V196H99ZM98 197V198H99ZM108 197V198H107ZM114 197H116V196H114ZM134 197H135V195H134ZM151 197V196H150ZM156 197H153V198H151V200H154V198H156ZM169 197V196H168ZM174 197V196H173ZM188 197H191V196H188ZM248 197V196H247ZM262 197L263 196H261V199H262ZM30 198V197H29ZM46 199H47V197H45ZM44 197H43V199H45ZM56 198V197H55ZM90 198V199H89ZM97 198V199H98ZM100 198H104V196L103 197H100ZM104 198V200H106ZM148 198V197H147ZM159 198V197H158ZM171 198V197H170ZM200 198V197H199ZM210 198V197H209ZM250 198V197H249ZM260 198V197H259ZM41 196H39V198H38V200L39 201H41ZM82 199H84V197L82 198ZM87 199V200H86ZM109 199H111V197L109 198ZM121 199H119V201H121ZM132 199V198H131ZM139 199L140 198H138V199H135V200H137V203H139V202H141V201H139ZM150 199V198H149ZM149 199H147V200H149ZM157 199V198H156ZM181 199V201L179 202V203H181L182 202V197L180 198ZM190 199V198H189ZM198 199V198H197ZM201 199V198H200ZM211 200H212V198H210ZM209 199V200H210ZM214 199V198H213ZM248 199V198H247ZM246 199V200H247ZM37 200V201H38ZM55 200L53 201V200H51L52 202H55ZM65 200V199H64ZM64 200L62 201V202H64ZM77 200H80L81 201V199H77ZM95 200V199H94ZM102 200V199H101ZM112 200H114V199H112ZM116 200V199H115ZM129 200H130V198H129ZM128 199L127 200H125V201H128L129 203H131L132 202V200L131 201H129ZM134 200V199H133ZM142 200V199H141ZM176 200H177V198H176ZM191 200H193V199H191ZM202 201H203V203L202 204H204V203H206V201L207 200H205V202H204V200L203 199H201ZM210 200V201H211ZM215 200V199H214ZM214 200H213V202H214ZM248 200H250V199H248ZM26 201V200H25ZM27 201H28V199H27ZM35 201V200H34ZM39 201H38V203H39ZM43 201H45V200H43ZM50 201V202H51ZM68 200H65V202H67ZM72 201V202H71ZM79 201V202H80ZM83 201H81V202H83ZM109 201V200H108ZM108 201H106L105 203H104V201H102L103 203V205L101 204V201H99V199H98V203L100 202V204H101V206H103L102 208H104L105 210L104 211H102V212H107V213H104V215H109L110 216V220H111V218L113 219V220H116V221H118V220H120V219H118V218H120V216H123L124 215V217H126L125 215L127 214V212L130 210H128V211H126L128 208H130V206H132V205H130L128 202H127V204H129V205H126V206H128V208L125 210V208H126V206L124 207V210L126 211V213L124 214L123 213V209H121V207H123V206H121V204L120 205H117L116 206V202H114L113 201V203L112 202H110L109 201V203H108ZM123 201V200H122ZM155 202L157 201V200H154ZM154 201L152 202V204L154 203ZM174 201V200H173ZM188 201H190V200H188ZM187 201V204L189 203ZM218 201V200H217ZM251 201V200H250ZM259 201V200H258ZM42 202V201H41ZM40 202V203H41ZM47 202H49L48 201V199H47ZM47 202H45V203H47ZM78 202V203H79ZM91 202V201H90ZM90 202H88L87 203V205L89 206L88 207V209H90L89 211H93V212H90V213H94L95 214V212H94V210H93V208L95 207V203H96V200L93 202V200H92V202L94 203V204H92V202L90 203ZM124 202V201H123ZM149 202H151V201H149ZM170 202H171V200H170ZM191 202V201H190ZM207 202H209V201H207ZM216 202V201H215ZM225 202V201H224ZM228 202H230V201H228ZM261 202V201H260ZM264 201H263V199H262V203H263ZM29 203V202H28ZM39 203V204H40ZM42 203H44V202H42ZM41 203V204H42ZM44 203V204H45ZM69 203V202H68ZM75 203V202H74ZM134 203H136V202H134ZM137 203H136V205H137ZM156 203H158L159 204V202H156ZM175 204L177 203L178 204V200L176 201V202H174ZM173 203V204H174ZM183 203H185L184 202V200H183ZM227 203V202H226ZM249 203V205H251L250 204V202H248ZM252 203V202H251ZM254 203V202H253ZM261 203V204H262ZM24 204V203H23ZM27 204V203H26ZM30 204H31V202H30ZM34 204V203H33ZM49 204H51V203H49ZM57 204H58V202H57ZM63 204V203H62ZM73 204V203H72ZM76 205H74L75 206V208L77 207V209H75V208H73L72 207V205L70 206L72 209H74L75 210V213L77 212V211H80V210H78L79 208H81V210L82 209H84V208H86V207H84V208H82V204H80V207H78L77 206V202L75 203ZM97 204V203H96ZM99 204V205H100ZM131 204H133V203H131ZM160 204L162 205H160V207H162L163 208V210H161V212H165V210L167 209V208H170V206L168 207L167 206V204L169 205V203L167 202V200L166 199H160ZM170 204H172V203H170ZM172 204V205H173ZM191 204H192V202H191ZM209 204H212V203H210L209 202ZM208 203H206V204H204V205H207V206H211L212 207V209H213V206L212 205H214V203L212 204V205H209ZM219 204V203H218ZM221 204H222V202H221ZM232 204V203H231ZM255 204V203H254ZM260 204V205H261ZM22 205V204H21ZM20 205V206H21ZM28 206H29V204H27ZM32 205V204H31ZM47 205V204H46ZM54 205H55V203H54ZM60 205V204H59ZM82 205V206H81ZM140 205V204H139ZM155 206H156V204H154ZM189 205H190V203H189ZM188 205V207H185V208H187V210H188V208L190 209V208H192L193 206H189ZM196 204H194V206H195ZM220 205V204H219ZM259 205V204H258ZM259 205V206H260ZM263 205H264V203H263ZM37 206V205H36ZM55 206H57V205H55ZM64 205H62V207H63ZM67 206H68V204H67ZM66 206V207H67ZM69 206H68V208L67 209H69L70 210V208H69ZM120 208H119V207ZM147 207L145 208V209H147L148 208V205H146ZM155 206H149V208H151V210H152V207H154V209H156V208H159V206L157 207L156 206V208H155ZM175 206H177V205H175ZM174 206V207H175ZM179 206V205H178ZM183 206V205H182ZM203 206V205H202ZM207 206H205V207H207ZM216 206V205H215ZM52 208H55L54 206H51ZM59 207V206H58ZM92 209H91V208ZM97 208H98V206H96ZM133 207V206H132ZM136 207H138V205L136 206ZM172 207V206H171ZM184 207V206H183ZM204 207V206H203ZM203 208L204 210H206V208ZM222 207V206H221ZM224 207V206H223ZM229 209H230V206L228 205L227 206ZM23 208V210H24V207H22ZM28 208V207H27ZM36 208V207H35ZM41 208H42V205H41ZM43 208L45 209V208H47V207H45V206H43ZM51 208V209H52ZM97 208L95 209V211H98L97 210ZM140 208H141V206H140ZM176 208H177V210H176ZM175 208V210L177 211L176 213H177V215L175 214V215H173V216H179L178 215V210H180V208L178 209V207H176ZM194 208V207H193ZM215 209L217 208V206L216 207H214ZM225 208V207H224ZM232 208V207H231ZM258 208V207H257ZM261 208V207H260ZM259 208V209H260ZM19 209V210H18ZM29 209V208H28ZM58 209V208H57ZM65 209V208H64ZM71 209V210H72ZM100 211L101 210H103V209H100V207L98 208ZM160 209V208H159ZM171 209V208H170ZM218 209H219V207H218ZM217 209V210H218ZM227 209V208H226ZM225 209V210H226ZM229 209H227V210H229ZM27 210V209H26ZM34 210V209H33ZM46 210V209H45ZM45 210H44V213H46L45 212ZM48 210H49V208H48ZM56 210V209H55ZM54 210V211H55ZM70 210V211H71ZM74 210H73V214H74ZM107 210V211H106ZM135 210V209H134ZM136 210H137V208H136ZM135 210V211H136ZM169 209H167V211H168ZM172 210H173V207H172ZM172 210H170V211H172ZM175 210H173L172 212H175ZM187 210H186V212L185 213H187ZM192 210H194V209H192ZM207 210H209V208L207 209ZM216 210V211H217ZM220 210V209H219ZM223 210V209H222ZM222 210H220V211H222ZM231 210V209H230ZM47 211V210H46ZM58 211H60V210H58ZM70 211H69V213H70ZM86 211V210H85ZM84 211V212H85ZM88 211V210H87ZM135 211H133V212H135ZM166 211V212H167ZM194 211H196V209L194 210ZM197 211H199V210H197ZM201 212H202V209L200 210ZM210 211V210H209ZM212 212H214L213 210H211ZM210 211V212H211ZM219 211V212H220ZM232 211V210H231ZM263 211V208H262V210H261V212ZM25 210H24V212H22L23 214H25ZM41 212H43L42 210H41ZM56 212H57V210H56ZM62 211H60V214H63V213H61ZM68 212V211H67ZM72 212V211H71ZM80 212H82L83 213V211H80ZM129 212H131V210L129 211ZM129 212H128V215H129ZM133 212H131V213H133ZM139 212V211H138ZM155 212V211H154ZM156 212L158 213L159 212V210L157 211L156 210ZM161 212H160V215H161ZM190 212V211H189ZM204 212V211H203ZM207 212V211H206ZM223 212L224 211H222L221 212V214L220 213H218V214H220L221 216H222V214H223ZM227 212L228 211H226V215H229V212H228V214H227ZM233 212V213H232ZM231 213H232V217L234 218V216H233V214H234V210L232 211ZM259 212H260V210H259ZM264 212V211H263ZM262 212V213H263ZM37 213V212H36ZM69 213H67V214H69ZM77 213H79V212H77ZM81 213V216L83 215ZM90 213H88V215L90 214ZM98 213V217L97 218H101L102 217V215H103V213L101 214V212H97ZM96 213V214H97ZM99 213H100V216H99ZM121 213H123V215L121 214ZM137 212H135V215H137L138 214V216H139V213H137ZM168 213V212H167ZM170 213V215L172 216V214H171V212H169ZM180 213V212H179ZM197 213V212H196ZM205 213V212H204ZM209 213V212H208ZM215 213H217V212H215ZM231 213H230V215H231ZM262 213H260V214H262ZM34 214V213H33ZM53 214V213H52ZM80 214V213H79ZM79 214H75L76 216L77 215H79ZM94 214H91V215H89L90 217L93 215V219H94ZM96 214H95V216H96ZM141 214V213H140ZM151 214V213H150ZM166 214V213H165ZM174 214V213H173ZM183 214H184V212H183ZM182 214V215H183ZM207 214V213H206ZM211 215H209L208 214V219H207V224L206 225H209V220L211 221V216H212V213H210ZM49 215V214H48ZM56 215V214H55ZM58 215V214H57ZM65 215V214H64ZM72 214H70V216H71ZM85 215V214H84ZM87 215V214H86ZM103 215V216H104ZM119 215V216H118ZM127 215V216H128ZM131 215L132 214H130V216H128V217H126V219H130V217H131ZM135 215H133L134 216V218H135ZM159 215V214H158ZM159 215V216H160ZM167 215V214H166ZM166 215H164L165 217H168V216H166ZM198 215H199V213H198ZM205 215V214H204ZM225 214H223V216H224ZM229 215V216H230ZM263 215H264V213H263ZM31 216V217H30ZM52 216V215H51ZM60 216V215H59ZM63 216V215H62ZM66 216H68V215H66ZM73 216V215H72ZM80 216V217H81ZM109 216H106V217H108V219H109ZM118 216V217H117ZM138 216H136V217H138ZM162 216V215H161ZM171 216H169L170 217V220H172L173 218L175 219V217H171ZM187 216H189V215H187ZM206 216V215H205ZM213 216H214V214H213ZM221 216H217L216 217V215H215V217H213V220H215L214 218H216V219H219V218H221ZM237 216V215H236ZM24 217H25V215H24ZM29 217V218H28ZM65 217V216H64ZM83 217V216H82ZM123 217V218H124ZM184 216H182V218H183ZM185 217H186V215H185ZM185 217L182 219L181 218V216H180V218L181 219H179V220H182V222H183V220H184V222H185ZM209 217L211 218V219H209ZM225 217V216H224ZM230 218V219H227V218H224V221H227V222H236V224L235 225H237L238 224V221H239V219H237V218H239V216L238 217H236L235 219H233V218ZM242 217V216H241ZM264 217V216H263ZM43 218V217H42ZM79 218V217H78ZM92 218V217H91ZM90 218V220L92 221V219ZM103 218V217H102ZM133 218V219H134ZM139 218V217H138ZM137 218V219H138ZM160 218V217H159ZM159 218H157V219H159ZM162 218V217H161ZM187 218V217H186ZM189 218V217H188ZM187 218V221L185 222V224H187L188 223V219ZM204 218H207V216L206 217H204ZM203 217L202 218H200V220L202 219H204ZM40 219V218H39ZM88 219V218H87ZM104 219L107 221V218H105L104 217ZM104 219H99L100 220V223L104 220ZM118 219V220H117ZM136 219V218H135ZM131 220L130 221V223L133 221H136V220ZM174 219H173V221L172 222H170L169 221V219H168V221H169V224L167 223L168 221H164V220H158V222H162V224H163V222H166V224H168V225H165V223H164V227H162L163 229H165L166 231L168 230V228H171L172 229V227H169V225H171V224H173V223H175L174 222ZM177 219V218H176ZM223 219V218H222ZM226 219V220H225ZM238 221H237V220ZM82 220V219H81ZM84 221L86 220V218L85 219H83ZM82 220V221H83ZM90 220H88V221H90ZM94 220H96L97 221V219H96V217H95V219ZM109 220V222L111 223V224H113V222L112 221H110ZM124 220H125V218H124ZM166 220V219H165ZM178 220V219H177ZM176 220V221H177ZM200 220H199V222H200ZM204 220H206V219H204ZM219 220H221V219H219ZM242 220H244V219H242L241 218V220L240 221H242ZM89 222L90 224H92L93 225V221L92 222ZM115 221V222H116ZM121 221H123V220H121ZM120 221V222H121ZM129 220H127V222H128ZM138 221H140V219H138ZM263 221H264V218H263ZM46 222V221H45ZM56 222V221H55ZM87 222V221H86ZM126 222V221H125ZM178 222V221H177ZM203 222V221H202ZM201 222V225H203V223ZM47 223V222H46ZM84 223V222H83ZM82 223V224H83ZM97 223V222H96ZM106 223L107 222H105L104 221V225H106ZM109 223V224H110ZM121 223H123V222H121ZM129 223V222H128ZM137 223V222H136ZM140 223V222H139ZM171 223V224H170ZM181 223V222H180ZM180 223H176V224H178L179 226H181L180 225ZM205 223H206V221H205ZM211 223V222H210ZM240 223V222H239ZM242 223L243 222H241L240 223V225H242ZM85 224V223H84ZM94 224H95V222H94ZM123 224H125V223H123ZM133 223H131L130 225H132ZM157 224H160V226H161V223H157ZM176 224H174L175 225V227H177L176 226ZM182 225H183V223H181ZM195 224V223H194ZM213 224V223H212ZM46 225V224H45ZM44 224H43V226H45ZM52 225V224H51ZM61 225H62V223H61ZM100 225V224H99ZM120 225V224H119ZM118 225V226H119ZM125 225H127V223L125 224ZM133 225H135V224H133ZM133 225H132V227H133ZM138 225V224H137ZM189 225L191 226V225H193V224H191L190 223V221H189ZM188 225V226H189ZM196 225V227H198V226H200V225H198L197 226V224H195ZM240 225H239V227H240ZM47 226V225H46ZM45 226V227H46ZM48 226H50V225H48ZM52 226H54V225H52ZM84 226V225H83ZM97 226V225H96ZM103 226V225H102ZM102 226H101V228H102ZM106 226H109L108 224L106 225ZM106 226H105V228H106ZM121 226V225H120ZM139 226V225H138ZM163 226V225H162ZM168 226V227H167ZM172 226V225H171ZM178 226V227H179ZM55 228H56V226H54ZM84 227H86V226H84ZM89 227V226H88ZM113 227V226H112ZM116 227V226H115ZM128 227V226H127ZM127 227H125V228H127ZM174 227V226H173ZM174 227V228H175ZM183 227H185V226H183ZM201 228H205L206 230H207V228L206 227H204V225H203V227L202 226H200ZM242 227V226H241ZM104 228V227H103ZM110 228V227H109ZM109 228H107V230L109 229ZM119 228V227H118ZM121 228H123L124 229V226L122 227L121 226ZM134 228H137V226H135V227H133V229ZM157 228V227H156ZM167 228V229H166ZM182 228V227H181ZM180 228V229H181ZM187 228V226L185 227V229L184 228H182V230H183V233L186 231V230H188L189 228H191L190 229V234H191V230L193 229L194 230V228H195V226H194V228L193 227H188V229H186ZM43 229V230H42ZM54 229V228H53ZM59 229V228H58ZM112 229V228H111ZM113 229H114V227H113ZM138 229H140L139 227H138ZM137 229V231H139ZM197 229V228H196ZM195 229V230H196ZM199 229V228H198ZM198 229H197V232H199L200 233V231H198ZM211 229V228H210ZM222 229V228H221ZM57 230V229H56ZM106 230V231H107ZM117 230H119V229H117ZM122 230V229H121ZM129 231H130V229H128ZM135 230V229H134ZM143 230V229H142ZM174 230V229H173ZM173 230H171L172 232H173ZM175 230H176V228H175ZM179 230V229H178ZM178 230H177V232H174V234L175 233H178L179 234V232H181L182 230H179V232H178ZM195 230L194 231H192V233L194 232V234H195ZM201 230V229H200ZM219 230V229H218ZM55 231V230H54ZM63 231V230H62ZM123 231V230H122ZM170 231V229L166 232V233H168ZM202 231H204V230H202ZM56 232V231H55ZM61 232V231H60ZM125 232V231H124ZM172 232H171V234H172ZM189 232V230L187 231V232H185V234L187 235V233ZM77 233V232H76ZM111 233V232H110ZM198 233V235H197V233H196V235L198 236V237H200V234ZM56 234V233H55ZM62 234V233H61ZM60 234V235H61ZM78 234V233H77ZM87 234V233H86ZM119 234V233H118ZM177 234V235H178ZM181 235H182V233H180ZM180 234H179V240H181L180 238ZM193 234V235H194ZM202 235L203 234H206V235H204V237L202 238V236H201V239H203L202 241H203V243H204V239H206L207 237V233L204 231V233L202 232L201 233ZM169 235H170V233H169ZM173 235V234H172ZM172 235H170L171 236V238L174 240H172L171 238V240L173 241V242H175V243H177V242H179V240L176 242L175 240L176 239H178V236H177V238H175L174 237V235H173V237H172ZM184 235V234H183ZM182 235V236H183ZM71 236V235H70ZM145 236V235H144ZM187 236H189V235H187ZM58 237V236H57ZM62 237V236H61ZM66 237H67V235H66ZM76 237V236H75ZM73 238H74V235H73ZM183 238V237H182ZM64 238H62V240H63ZM208 239H209V237H208ZM60 240V239H59ZM62 240H61V242H62ZM65 240V239H64ZM78 240V239H77ZM80 240V239H79ZM168 240V239H167ZM210 240V239H209ZM249 240V239H248ZM66 241V240H65ZM208 240H206L205 242H207ZM212 241V240H211ZM60 242V241H59ZM68 242V241H67ZM137 242V241H136ZM135 242V243H136ZM213 242V241H212ZM211 242V243H212ZM246 242V241H245ZM70 243H71V241H70ZM76 243V242H75ZM85 243V242H84ZM182 243V242H181ZM208 243V242H207ZM206 243V244H207ZM251 243H253V242H251ZM255 243V242H254ZM59 244H61V243H59ZM65 244V243H64ZM64 244H62V245H64ZM82 244H83V241H82ZM87 244V243H86ZM66 245H69V244H66ZM194 245V244H193ZM203 245V244H202ZM208 245H209V248H210V243H208ZM250 245H253V244H250ZM249 245V246H250ZM84 246V245H83ZM86 246V245H85ZM84 246V247H85ZM88 246V245H87ZM86 246V247H87ZM207 246V245H206ZM205 246V247H206ZM212 246H213V243H212ZM254 246V245H253ZM60 247V246H59ZM63 247V246H62ZM62 247H60V248H62ZM134 247H135V245H134ZM260 247V246H259ZM71 248V247H70ZM116 248V247H115ZM130 248V247H129ZM224 248V247H223ZM261 248L263 249V247H260V252H261ZM64 249H65V247H64ZM84 249V248H83ZM88 249V248H87ZM85 250V251H88L89 252V250ZM134 249V248H133ZM250 249V248H249ZM253 249V248H252ZM257 250V248H255L254 247V251H256ZM65 250H68V249H65ZM79 250V249H78ZM128 250V249H127ZM126 250V251H127ZM131 250V249H130ZM178 250V249H177ZM76 251V250H75ZM74 251V252H75ZM84 251V250H83ZM226 252H227V248H226V250H225ZM224 250H222V252H223V256H227V254L225 255V252ZM250 251H251V249H250ZM63 252H65V251H63ZM77 252V251H76ZM87 252V253H88ZM111 252V251H110ZM129 252V251H128ZM151 252V251H150ZM221 252V253H222ZM229 252H232V251H230L229 250ZM236 252V251H235ZM65 253H67V252H65ZM132 253H134V252H132ZM137 253V252H136ZM135 253V254H136ZM257 253V252H256ZM68 254V253H67ZM75 254H77V253H75ZM82 254V253H81ZM138 254L140 255L141 254V252L139 253L138 252ZM195 254V253H194ZM237 254V253H236ZM251 254H253V253H251ZM79 255V254H78ZM133 255V254H132ZM233 255V254H232ZM238 255V254H237ZM254 255V254H253ZM86 256V255H85ZM110 256V255H109ZM123 256V255H122ZM127 256V255H126ZM137 256V255H136ZM141 256V255H140ZM187 256V255H186ZM219 256H222L221 254H219L218 255V257ZM234 256V255H233ZM232 256V258H233V260H236V257H235V259H234V257ZM258 255H256L255 257H257ZM81 257V256H80ZM79 257V258H80ZM91 257V256H90ZM100 257V256H99ZM105 256H103V260L105 259L104 258ZM132 257H134V256H132ZM148 257V256H147ZM193 257V256H192ZM216 257V256H215ZM215 257H212L211 256V259H210V257H204L205 259H202L204 262H205V260L207 259V258H209L208 260L209 261H212V259L214 260V258ZM229 257V256H228ZM228 257H225V258H228ZM254 257V256H253ZM252 257V258H253ZM260 256H258V258H259ZM68 258H71L70 256L68 257ZM87 258H89V257H87ZM92 258V257H91ZM91 258H89V259H91ZM97 258V257H96ZM101 258V257H100ZM118 258V257H117ZM125 258H127V257H125ZM140 258V257H139ZM222 258V257H221ZM224 258V257H223ZM224 258V259H225ZM229 258H231V257H229ZM74 259H75V257H74ZM72 259V260H70V261H72L73 263L72 264H74L75 263V260L77 259ZM86 259V258H85ZM93 259H95V258H92V260ZM111 261H110V264H111V262L113 261L111 258H109ZM108 259V260H109ZM114 259V258H113ZM128 259V258H127ZM133 259H135V258H133ZM132 259V260H133ZM137 259H138V257H137ZM141 259V258H140ZM144 259H147V258H144ZM144 259H142L141 261H142V263L144 262H146V261H144ZM216 259V258H215ZM224 259H221V261L222 260H224ZM260 259V258H259ZM99 260V259H98ZM97 260V261H98ZM102 260V259H101ZM116 259H114V261H115ZM125 260V259H124ZM136 260V259H135ZM139 260V259H138ZM150 260V259H149ZM202 260L200 261V262H202ZM78 261V260H77ZM86 261V260H85ZM118 261V260H117ZM117 261H115V262H117ZM151 261V260H150ZM225 261V260H224ZM226 261H228V259L226 260ZM230 262H234V261H232V259L231 260H229ZM237 261H240L239 260V257H238V259H237ZM241 261H242V259H241ZM80 262V261H79ZM84 262V261H83ZM99 262H100V260H99ZM99 262H96V264H99ZM106 262V259H105V261H104V263ZM114 262V263H115ZM119 262H121L120 260H119ZM138 262V261H137ZM148 262V261H147ZM196 262V261H195ZM204 262H202L203 264H210V262H206V263H204ZM78 263V262H77ZM82 263V262H81ZM90 263V262H89ZM101 263V262H100ZM125 263H127V261L126 262H124V264ZM141 263V262H140ZM141 263V264H142ZM152 263V261L150 262V264ZM190 263H192V262H190ZM212 263H214V262H211V264ZM216 263H218L217 261H216ZM215 263V264H216ZM225 264H227L226 262H224ZM235 263V262H234ZM237 263V262H236ZM242 263V262H241ZM76 264V263H75ZM85 264H87L86 262H85ZM92 264H93V262H92ZM106 264H108V263H106ZM117 264V263H116ZM120 264V263H119ZM133 264H134V261H133ZM137 264H139V263H137ZM145 264H148V263H145ZM219 264V263H218ZM222 264V263H221ZM239 264H240V262H239ZM245 264V263H244Z\"/></svg>",
  "mask_w": 264,
  "mask_h": 264
}]
</instances>
